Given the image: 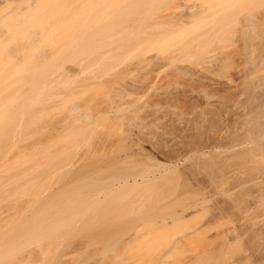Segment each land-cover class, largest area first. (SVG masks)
<instances>
[{"label":"rangeland","instance_id":"1","mask_svg":"<svg viewBox=\"0 0 264 264\" xmlns=\"http://www.w3.org/2000/svg\"><path fill=\"white\" fill-rule=\"evenodd\" d=\"M2 1V2H1ZM9 1H10V3H9ZM15 1H17L18 3H14ZM8 0V2L5 0H0V4H3V6H5L4 4H6V6L8 5V9H9V6H10V8L12 7V5L14 6V8H13V10L15 11V10H17V8L18 7H20V8H18L19 10H18V12H16V13H18V15L19 14H21L22 16H23V14L24 15H26V14H30L31 13V11L30 12H28L29 10H30V8H31V10H32V15H38L39 16V18L41 19V22L42 21H44V20H42V18L41 17H43V16H40V15H42L44 12H46L47 11V9H49L50 7H51V5L50 4H48V3H46L47 5V7H48V5H50L49 6V8H45L46 6L45 5H43L42 4V6L40 5L41 3H44L45 2V0L43 1V2H41V0H21L22 2L20 3L18 0ZM132 1H134V2H132ZM136 1V2H135ZM139 1V2H138ZM146 0H55V9H54V11H53V9H52V7L48 10V14L47 13H44L43 15H45L43 18H46L47 17V19L46 20H48L49 19V16L51 15L52 16V14H53V12H55L54 14V18H55V20H54V18H53V20L55 21H53L52 20V18H51V16H50V18L51 19H49V21H48V23L46 22V21H44L45 23L43 24V23H41L40 25H38L39 26V28L40 29H36L35 31H33L36 27H35V24H34V20H36V19H38V21H37V24H39V21H40V19L38 18V16H36V18L35 19H33L34 17L32 16V15H29L28 14V16H31L32 18L31 19H33V21H32V23L34 24H32V23H30L29 25H28V23L29 22H26V24L28 25H26L27 27H28V32H26V30H25V28H26V26L23 28V30L26 32V33H29V32H31V34L29 33V36H31L30 38H33V39H36V40H31V39H29L28 40V38H25V32H23V30H22V28L20 27V29L18 30V31H16V29H17V27H19L20 26V24H18V25H16L17 27H14V31H16V35L18 36L16 39L15 38H13V37H15L16 35H14V31H12V28H13V26H15L14 24H15V21L16 20H18L17 22H19V20L20 19H18V16H17V18H15L16 20H13V21H10L11 23L13 22V25H12V28L11 29H6V27H5V30H7L6 32L8 33V31H12L11 33H6L8 36H10V35H14V36H11V41H10V45H9V41H8V47H7V45L6 46H4L5 47V49H3V50H5L4 51V53L5 52H8V51H10V54H11V51L12 50H14L13 48H11L10 46H12L13 47V43H14V48H15V52H14V54L16 53V50H17V52H18V49H20L21 47L23 48L24 46H25V49L23 48H21L22 50H27L26 51V54H27V52L29 53L28 55H26V54H24V52H20V50H19V52L18 53H21V54H16L17 55V62L14 60V62H16L17 64H15V63H13V64H15V66L18 68V67H22L23 66V68H21V72L20 71H16L15 69V67H14V69L12 70L11 68L13 67V64H11L12 62V60H11V58L9 59V58H7L6 57V54H8V53H6L5 54V56L4 57H2V58H5V60H7L6 62L5 61H3V62H5V63H9V65L8 64H6V66H5V68H4V65L3 64H5V63H2V60H4V59H2L1 58V56H2V54H4V53H2L1 55H0V59H1V61H0V64H2L1 66H0V69L1 70H3V74L2 73H0V75L2 76H4L5 75V77L3 78V77H1L2 79H3V81L4 80H8L9 81V77L11 78L12 77V75H14V74H11V72L9 71V70H6V68L7 67H9L10 65L12 66L11 68H10V70L12 71V72H16V73H18V74H16V79H14V78H12V79H10V81L9 82H5L6 84H5V87H8L7 88V90H6V88L4 87V85H3V83L1 82V80H0V84L2 83V85L1 86H3L4 88H0L1 90H3V89H5L6 90V92H5V90H3L5 93H3V91L1 92V95H6L7 94V97L6 96H1L0 95V97H1V99H2V97H3V99H4V101H3V99H2V101L0 100V108L2 109V107L3 106H5V103L7 102V108L8 107H10V108H8V109H11V112H13L14 113V110H16V109H18V108H20V111H21V113L20 114H23L24 113V115H20L19 113H15V114H18V115H20V117H19V119H14V118H18V116L16 115V117L14 116L13 117V119H14V121L16 120V122H17V120H19L20 121V124H22L21 126L19 125H17L16 124V126H17V128H14V130L12 129V124L14 123L15 124V122L13 121V122H10V126L8 125L9 124V122H7V124L5 123V127L6 126H8V128H11V134H13L12 132H14L15 133V135H12V139H4V137L5 138H7V136H8V131H7V133H5L4 132V129L5 130H7L6 128H1V126L3 125V122H2V119L4 118V116L6 115V114H8V112L7 111H10V110H8V109H5L6 107H3V109L5 110V113H4V111H3V109H2V111H1V109H0V112H3L2 113V115L0 116L1 117V119H0V129H1V132H3L2 133V135H6V136H2V140H0V144L2 145V147H1V145H0V155H2V157L0 156V225L2 224V222H3V224H2V226H0V264H157L161 259H163V261H165V260H167L166 261V263L165 264H168V262H170V264H187V263H190L191 262V264H192V262L194 263V264H197V262L199 261V263L201 264V262H200V259H203L204 258V253L208 250H206L205 251V249L204 248H202L203 247V245L202 244H204V243H202L203 241H206V240H203V241H201V245L200 246H198V248H197V245L194 243V246H193V248H191L192 247V244L191 245H189V246H186L185 247V245H186V243H185V245L184 246H182L183 244L182 243H180L179 244V246L181 245V248L183 249H179V250H177L178 249V245H177V249L175 250L174 249V251L176 252H174V251H172L171 253H170V251L168 250L169 249V247H172L173 245H174V243H173V241H175V240H173V238L171 237L172 236V234H173V237H175L176 238V240H177V238H179L178 237V235H180L181 234V232L180 231H178V229H177V226H180V224H177L176 225V228L174 229L177 233H178V235H177V233H175L176 234V236H175V234L173 233V232H175V231H172V229L175 227H170L169 229H171V230H169L168 228H166L167 229V231H169V234L171 235H169L170 236V238H172V240L168 237V232L166 231L165 232V228H163V225L161 226L162 228H160V224L159 223H157L158 224V226H154V224L155 223H150L149 225L146 223H140L141 224V226L140 227H142V229H140L139 230V232L140 231H143V233L142 232H140V235L137 233V235H139L140 237H139V239H140V241H139V239L136 237V235H135V237L138 239V241H134V240H136L135 239V237H134V239L132 240V238L131 237H129V239H128V237H127V239H126V237L125 236H123V234L122 233H120L119 231H124V229H125V231H126V229L128 228L129 229V225L127 224V222L130 220V217H133V216H135V214H133V215H131L130 213H131V210H133L134 212L136 211L137 213H136V216H137V214L139 215V216H141V214H145V213H147L148 212V210L149 211H151L152 209H149L151 206H152V208L155 206V207H159V206H161L163 203V206H165L170 200H173L172 199V197H170V195H173V198L174 199H176L177 197H179V198H182V196L186 199V197L184 196V195H187V194H189L190 192L192 193V191L190 190L189 191V189H195V188H192V186H193V184L191 185V188H187L185 185V183H184V181L182 180V179H180V181L179 180H176V181H178V182H180V183H184L183 185H181L180 183H178V182H176V183H174V181L173 182H171L172 183V185H171V183H169L168 184V188L166 187L164 190L162 189L161 191L160 190H157V191H155L154 192V195H153V192H151V191H149V192H151V193H149L148 191L147 192H145V194H143V195H141V193H139V194H137V193H131V194H124V193H122L123 195H121V193H118V192H111L109 189H108V187H109V185L111 184V180L113 179L114 180V178L115 177H117V176H119V175H121V173H122V171L123 170H127V171H123L124 173H128L130 170V168H132L131 167V163L130 162H132V161H129V164L128 163H121L120 161H119V159H122L123 157L125 158V156H126V151L128 150L127 148L129 147V146H126V145H129L131 142H130V139L132 138L131 137V135L132 136H134L135 137V135L136 134H134L133 132V134L131 133V135H130V137L131 138H129V140L127 141V139H128V137H129V134H126L125 132H124V130L123 129H127V123L125 122H123V124L121 123V121H118V122H114V123H112V122H109V123H105V125L104 124H102L101 125V123L99 122L100 121V117H102L103 115H102V111H101V113H100V110L103 108V112L105 111V109L107 110L108 109V107H110L109 105H111V104H109V102L107 101L109 98H112L113 99V104L111 105V108L112 107H114V109L113 110H117V115H122V113H124L125 115L127 114V112H130V110H134V109H132V108H134L136 105H137V102H138V105H141L142 107L144 106V111H145V109L147 110V108H149V109H151V110H153L155 113H153L151 110H149V112H150V114H151V117L150 116H148V115H150L149 113L148 114H146L147 113V111H146V117L145 116H142V117H144V120H146L147 119V122L149 121H154V122H152V123H145L144 121H142L141 122V120H140V122H141V126H142V123L144 122L146 125L148 124V126H146L144 123H143V125H145V127L143 126V128L144 129H141V131H142V133L143 134H145V139H144V141H146V143L145 142H143L142 143V145L144 146V149L148 152L149 151V154L150 155H152V156H154L157 160L159 159V161H161V162H168V160H166V157H168L170 154H174L175 152V150L176 151H178V149L180 150V149H182L183 147H184V145L187 143V142H189V144H187V146H189L190 147V145H193L194 146V141H197V139H201L200 141H198V142H196L197 144H205V142H206V147L207 146H209L208 148H206L205 149V151L203 152V153H205L206 155H205V157L204 158H208V157H206L207 156V154L209 153V155L208 156H210V154L213 152L214 154H217V153H219L220 152V150L221 151H223V152H220L221 153V156H222V160L224 161V158H226L227 159V157L230 159L231 158V160H229L228 162L230 163L231 161L233 162V161H235L238 157L235 155V154H238L239 155V153H236V152H240L241 153V151L242 150H244V148L246 147V150H247V148L248 147H252V145L254 144H250V143H247L246 142V136H247V138H248V136H250L251 134H252V132L254 133V132H257V131H255L257 128H258V122H261V118L259 119L258 118V114H260V112L262 113L261 115L262 116H264L263 114H264V0H147L146 2H147V4H146V2H145ZM152 3H151V2ZM176 1V2H175ZM220 1V2H219ZM12 2V3H11ZM28 2L30 3V4H28ZM35 2V3H34ZM138 2V3H137ZM24 3H26V4H24ZM39 3V4H38ZM21 4V5H20ZM38 4V5H37ZM134 4V5H133ZM152 4V5H151ZM174 4H175V6H174ZM180 4V5H179ZM18 5V7H16ZM132 5V6H131ZM138 5V6H137ZM144 5H145V7H144ZM148 5L149 6H151V7H148ZM180 6L179 8H181L180 10H179V12L181 11V10H183L182 11V13H184V14H186V13H190V12H192V11H196V10H201V8L202 7H204L205 9L206 8H209V9H207V10H209V11H207V12H205V13H207V14H205V16H204V18H201L200 19V21H198L197 23H195L194 25H192V26H189L188 28H186L184 31L183 30H181V31H177V32H174V33H169L168 32V30H166L165 31V29H167V27H168V29H169V26H167L166 25V28H165V22L166 21H164V20H166L165 18H164V20H161L160 19V17H162L163 18V16L165 15L164 13H162L163 12V10H164V12L165 11H167L166 10V8L169 10V8H170V11H169V13L172 11L171 9H173L174 7H178V6ZM5 6V7H6ZM30 6V7H29ZM36 6H37V8H36ZM53 6V5H52ZM79 6V7H78ZM134 6H137V7H134ZM140 6V7H139ZM153 6V7H152ZM170 6V7H169ZM182 6V7H181ZM39 7H44L42 10H40V12H41V14L39 15V14H36V13H38L39 12ZM67 7H69V9L67 8ZM129 7H131V9L129 8ZM141 7H143V8H141ZM169 7V8H168ZM4 8V7H3ZM11 8V9H12ZM54 8V7H53ZM68 9V10H66V9ZM95 8H96V10H95ZM134 8V9H133ZM136 8V9H135ZM140 8V9H139ZM152 10H151V9ZM10 9V10H11ZM38 9V10H37ZM89 9V10H88ZM90 9L91 10H93V12H96V13H93L92 11H90ZM101 11H100V10ZM143 9V10H142ZM146 9V10H145ZM203 9V8H202ZM13 10H11L10 11V13L13 15V16H15V13H14V11ZM23 11L24 13H22L21 11ZM26 11V14H25V11ZM34 10H35V14H33V12H34ZM38 12H37V11ZM98 10V11H97ZM137 10V11H136ZM139 10V11H138ZM141 10V11H140ZM145 10V11H144ZM1 11H2V9H1ZM1 11H0V14H6V13H9V10L7 11V8H4V10H3V12L1 13ZM53 11V12H52ZM87 11L88 12H90L92 15H93V17H92V15L90 14L89 15V13H87ZM131 11V13H129ZM148 11V12H147ZM159 11V12H158ZM162 11V12H161ZM5 12V13H4ZM20 12V13H19ZM39 12V13H40ZM106 13L105 15H104V13ZM128 12V13H127ZM135 12H137L136 14H138V12H139V14L142 16V18L140 19L141 21H142V19L145 21V22H147V20L146 19H148V18H150L151 19V17H152V21L150 20V19H148V21H150V22H153V19H155L156 17L158 18H156V22L157 23H159V22H161V25H160V27H158L159 25H157V23L155 22V20H154V22H155V26H151V24L152 23H150V22H147L148 24H146V23H144V21H142V23H144V25L146 24L147 25V28H149V30L148 29H145V28H143V25L142 24H139V22H141L140 20H139V18L141 17L139 14H138V19H136L137 18V16H134V14H135ZM142 12V13H141ZM145 12V13H144ZM147 12V13H146ZM156 12H158V13H161V14H157ZM186 12V13H185ZM7 14L5 17H9V16H12L11 14ZM50 13V14H49ZM52 13V14H51ZM86 13H87V15H86ZM98 13V14H97ZM103 13V14H102ZM134 13V14H133ZM144 13V14H143ZM151 13H153L154 15H152ZM165 13H168V12H165ZM168 13V14H169ZM49 15V16H47V15ZM98 16H97V15ZM125 14V16H126V14H127V23H128V19L129 20H131V22H134V21H132V20H135L136 19V23H137V30L134 28L135 26H133V24L134 23H130L131 25H132V27H130V24L128 23V25L126 26L127 28H130L131 30H130V32H128L127 31V29H126V27L124 26V25H122L121 27L123 28V26H124V29H122L121 27H119L120 26V22H122V19L121 18H119V17H122L123 15ZM135 14V15H136ZM145 14H146V16H145ZM250 16H249V15ZM95 15V16H94ZM128 15H129V17H131V18H129L128 17ZM133 15V16H132ZM158 15H160V16H158ZM167 15V14H166ZM165 15V16H166ZM204 15V14H203ZM252 15V16H251ZM13 16H12V18H13ZM22 16H20L19 15V18L21 17V19H22V21L25 23V19L23 20V18H22ZM99 16H100V19L99 20H97V19H95L96 17H98L99 18ZM103 18H102V17ZM149 16H151V17H149ZM53 17V16H52ZM104 17H105V19H104ZM113 17H114V19H113ZM124 17V16H123ZM122 17V18H123ZM146 17V18H145ZM202 17V16H201ZM249 17V18H248ZM10 18V17H9ZM28 18V17H27ZM27 18H26V21H27ZM60 20H59V19ZM247 18H248V21H247ZM253 18V19H252ZM11 19V18H10ZM113 19V20H112ZM121 19V20H120ZM203 19V20H202ZM246 19V20H245ZM251 19H252V22H250L251 21ZM51 20L53 21V22H51ZM61 20H64V21H61ZM202 20V21H201ZM7 21H9V20H7ZM28 21H30V19H28ZM30 21V22H31ZM57 21H59L58 23H56ZM66 21V22H65ZM118 22V24L117 25H119V26H117V25H115L116 24V22ZM247 23H252V25L250 26L249 24H247ZM16 22V23H17ZM63 22H65V24L63 23ZM130 22V21H129ZM154 22H153V24L152 25H154ZM163 22V23H162ZM201 22V23H200ZM11 23H9L8 22V24H11ZM24 23H22L21 22V25H23ZM50 23V24H49ZM56 23V25H53V24H55ZM62 23V24H61ZM107 23H109V24H107ZM116 26V27H114L113 26V24ZM227 23H229V24H227ZM36 24V25H37ZM112 24V25H111ZM162 24H164V25H162ZM30 25H32V27L30 26ZM43 25V27H45V26H51V27H46V29H44L45 31L47 30H49L48 32L49 33H51V31H54V32H52L50 35H52V34H54L55 33V31H56V33L54 34V40H53V38L51 39V38H49L48 36H50L49 34H48V32H47V37L45 36L44 37V35L46 34V32H44L42 29H41V26ZM58 25V27H57V29H55V30H52L53 29V27H55V26H57ZM60 25H62V26H60ZM125 25H126V23H125ZM135 25V24H134ZM142 25V26H141ZM29 26L31 27V29L30 30H32V31H29ZM142 27V29H144V30H148V31H144V30H139L140 29V27ZM163 26H164V28L165 29H163ZM10 27H11V25H10ZM35 27V28H34ZM110 27V30L112 29V27H114V30H112L113 32V34L111 33V31H109V29H107V28H109ZM119 27V28H118ZM153 27H154V29H156L157 28V31H159V29H160V31L157 33V31L156 30H152L153 29ZM156 27V28H155ZM211 27L212 28H214V30L215 31H218V32H216V34L214 33V35H213V37H215V38H210V39H213L212 40V42L208 45V51L210 52V51H212V52H210L211 53V55H209L208 53L206 54H204V53H201V55H205L204 57H200L201 55H200V52L202 51L201 49H199V47H196L197 48V50L199 51V53H198V51L196 50V48H195V51H192V52H190V53H188V55H184L183 57H180L179 58V62L178 61H173V62H175L174 63V65L176 66H174L173 64H171L170 63V60L169 59H167L168 58V56L169 55H172V51H173V49L174 50H177V49H179L178 47H182V45H184L186 42H187V40H189L191 37L193 38H195V36H196V34H198V35H200V33H196V32H203V31H205L204 32V34L203 35H205L207 32H206V29H208V28H210L209 30H211ZM33 28V29H32ZM104 28V29H103ZM107 30V32H106V30ZM116 29H118L119 31H117L116 32ZM123 30V32H122V30ZM23 32L22 33V35H21V31ZM40 31V32H44V35H40V32H38V31ZM42 30V31H41ZM126 30V31H125ZM152 30V31H151ZM162 30H164L165 31V34H167V33H169L168 35H165L164 34V32L162 31ZM203 30V31H202ZM208 30V31H209ZM213 30V31H214ZM136 31V32H135ZM162 31V32H161ZM169 31H170V29H169ZM20 32V33H19ZM38 32V33H37ZM95 32V33H94ZM99 32H101V34L100 35H98L99 34ZM109 32V33H108ZM114 32H116V33H114ZM120 32V33H119ZM126 32V33H125ZM128 32V33H127ZM141 32L143 33L142 35H141ZM148 32V34L149 33H151V32H153V33H151V34H154V35H150V36H157L160 32H161V34H163V37H162V35L160 36V35H158L157 36V40L155 41V39H156V37L154 38V40H153V38H151L152 39V41L151 40H147L146 42L144 41V43L142 42V40L144 39V37L146 38V33ZM171 32V31H170ZM13 33V34H12ZM34 33V34H33ZM90 33H91V35H90ZM138 33V35H137V40L136 41H134L133 39H135L136 38V34ZM196 33V34H195ZM10 34V35H9ZM37 34L38 35H40L41 37H44V39L42 40L43 41V43H40L39 41L41 40L40 38H38L37 37ZM41 34H43V33H41ZM83 34V35H82ZM86 36H85V35ZM87 34H89L88 36H87ZM105 36V38H104V36ZM120 34V35H119ZM146 34V35H145ZM34 35H35V37H34ZM80 35V38H81V40L83 41V42H80L81 40H79L80 38H77L78 36ZM82 35V36H81ZM135 37H134V36ZM144 35V36H143ZM197 35V36H198ZM7 36V37H8ZM27 36V35H26ZM85 36V40H83L84 37ZM90 36V37H89ZM140 36H142V37H140ZM149 35H148V37H150ZM202 36V35H201ZM51 37V36H50ZM88 39H87V38ZM102 37V38H101ZM124 37H126V38H124ZM133 37V38H132ZM141 38V39H138V38ZM199 37V36H198ZM5 38H6V36L3 38V40H5ZM22 38H23V42H21V45H20V43H18V42H20V41H22ZM25 38V39H24ZM39 40H38V39ZM49 38V39H48ZM89 38H90V40H89ZM129 38V40H127ZM131 38V39H130ZM191 38V39H192ZM197 38V37H196ZM199 38H201V37H199ZM9 39V38H8ZM17 39H21L20 41H17ZM49 40V41H46V40ZM50 39L52 40V42L50 41ZM78 39V40H77ZM102 39H103V41L104 42H107V43H109L110 45H115V46H105V45H108L107 43H105V45H104V42L102 41ZM126 41H125V40ZM159 39V40H158ZM25 40H28V43L30 44V45H33V48L29 45V44H27V41H26V43H24L25 42ZM199 40L200 39H198V42H199ZM204 40V39H203ZM205 40H208V39H205ZM6 42H7V40H5ZM14 41V42H13ZM33 41H34V43H33ZM55 41V42H54ZM85 41H87L86 42V44H85ZM109 41V42H108ZM130 41V42H129ZM201 42H199V44H205V42H202V40H200ZM6 42H0V46H1V44H3L4 43V45H5V43ZM12 42V43H11ZM39 42V44H41L40 45V47L37 45V43ZM78 42H80V43H78ZM99 42V43H98ZM101 42V43H100ZM122 42V43H121ZM126 42V43H125ZM128 42L130 43V44H128ZM135 43V44H138V46H136L135 44H133V43ZM141 42H142V45H141ZM149 42H151V43H148ZM188 42H190V40L188 41ZM187 42V43H188ZM195 42V39H193V41L191 42V43H194ZM197 42V41H196ZM196 42H195V45H196ZM209 42H210V40H209ZM36 43V44H35ZM82 43V45H79V44H81ZM179 43V45H177ZM7 44V43H6ZM26 44L28 45V46H26ZM94 44H98V45H94ZM116 44H117V46H116ZM120 44V45H119ZM129 45V47H132L133 45V47H132V49L131 48H129V47H127L126 48V46L125 45ZM132 44V45H131ZM147 44V45H146ZM190 44V43H189ZM202 44V45H203ZM206 44H208L207 42H206ZM24 45V46H23ZM120 46V48H119V46ZM122 45H124V48H123V46ZM131 45V46H130ZM139 45H141L140 46V48H139ZM181 45V46H180ZM194 45V44H193ZM3 46V45H2ZM1 46V47H2ZM18 46H20V47H18ZM34 46H37V47H39V49L37 48V47H35L34 48ZM88 47V46H91V48H92V46L95 48V47H97L100 51H104L103 53L102 52H100L99 50L98 51H94V49L93 50H90V51H88V53L90 52L91 54H89V55H87L86 53H84L85 52V50H88L87 48L85 49V47ZM122 46V47H121ZM200 46V45H199ZM205 46V45H204ZM203 46V47H204ZM16 47H18L17 49H16ZM26 47L29 49V51H28V49H26ZM104 47H106V48H104ZM110 47V48H109ZM117 47V48H116ZM136 47H138L137 49H136ZM143 47V48H142ZM3 48V47H2ZM2 48L0 49V53L2 52ZM7 48H11L12 50H8ZM44 50L43 52H40V54H39V51H41L42 49ZM90 48V49H91ZM103 49V50H101V49ZM115 48H116V50H115ZM118 48H119V50H118ZM34 49V51H33V53H32V50ZM51 49V51H47L48 53H46V55H45V51L46 50H50ZM53 49H55V50H53ZM96 49V48H95ZM112 49V50H111ZM114 49V50H113ZM127 49H128V51H127ZM129 49H131V52H130V50ZM133 49H135V50H137V51H135V50H133ZM138 49L140 50V51H138ZM193 49H194V47H193ZM7 50V51H6ZM53 50V51H52ZM105 50H107L106 52H105ZM108 50H111L110 51V54L108 53L109 51ZM124 50H126V52L127 53H125V51ZM133 50V51H132ZM203 50H205L206 51V48L205 49H203ZM92 51H94L93 53H95L96 52V55L95 54H93L92 53ZM117 51H121V52H117ZM134 51L136 52V53H134ZM171 51V52H170ZM207 51V52H208ZM36 52V56L34 55V53ZM52 52H55V54H53ZM100 52V53H99ZM117 52V53H116ZM175 51H173V53H174ZM51 53V54H50ZM99 53V56L97 55ZM105 53V54H104ZM108 53V54H107ZM114 53H115V55H114ZM132 53V54H131ZM134 53V54H133ZM35 56V58L38 56V54H39V57L41 56L42 57V55H43V57L42 58H44L45 59V56H46V59L44 60V59H41V57L39 58V64H36V62L35 61H37V60H34L31 56H33V55ZM49 54V55H48ZM53 54V55H52ZM102 54H104V55H101ZM107 54V55H106ZM121 54V55H120ZM124 54V55H123ZM126 54V55H125ZM168 54V55H167ZM199 54V55H198ZM22 55V56H21ZM23 55H25V56H28V57H25V58H27L28 59V61L29 62H32V63H34V64H29V63H27V64H25L26 62H27V60L23 57ZM51 55V56H50ZM54 55H56V58L57 59H55V56ZM58 55V56H57ZM87 55V56H86ZM114 55V56H113ZM117 55V56H116ZM134 55H135V57H134ZM145 56V58L148 56V57H157V56H160V57H157V58H159V60H156L154 63H153V65H156L157 64V66L156 67H154L152 64H151V66L153 67V69H152V67L151 66H146L145 65V68H144V66H142V65H144V64H142L141 62H139V60L141 59V58H144V56ZM161 55H162V57L163 58H161ZM164 55V56H163ZM167 56V58H166V56ZM8 57L10 56V55H7ZM13 56V55H12ZM11 56V57H12ZM19 56V57H18ZM54 58H53V57ZM84 56H86V57H84ZM88 56H90V57H88ZM93 56V57H92ZM97 58H96V57ZM104 56H106V57H108L107 59H106V57H104ZM113 56V57H112ZM118 57V58H116V57ZM123 56V57H122ZM130 56V57H129ZM143 56V57H142ZM211 56V57H210ZM23 57V58H22ZM30 57L32 58V61H30L31 59H30ZM53 58V60H52V62H54L55 60H57V61H55L54 63V65H55V67H54V69H51V70H48V69H45V68H47L48 67V65H49V67L51 66V68H52V65H50V64H52L50 61L51 60H49L50 58ZM83 57L85 58L84 59V61H82L83 60ZM110 57H112V58H110ZM127 58V59H125V58ZM132 57V58H131ZM134 57V58H133ZM137 57V58H136ZM147 57V58H148ZM15 58V57H14ZM18 58H19V60H18ZM38 58V57H37ZM47 58H49L48 60L49 61H47ZM82 58V59H81ZM88 58V59H87ZM90 58H91V60H90ZM93 58V59H92ZM96 58V59H95ZM99 58H101V59H99ZM102 58H103V60H102ZM123 58V59H122ZM129 58H131V61H130V59ZM135 58L136 59H139V60H135ZM200 58V59H199ZM207 58H210V63H208V64H205V62L203 61V63H204V65H202V62H201V60L202 59H205V60H207ZM12 59H13V57H12ZM21 59V60H20ZM30 59V60H29ZM98 59V60H97ZM115 60V61H113V60ZM118 59V60H117ZM129 59V60H128ZM198 59V60H197ZM11 60V61H10ZM92 60H93V62H95V63H93L92 62ZM95 60V61H94ZM107 60H108V63H106V65H105V62H107ZM112 60V61H111ZM126 61V62H124V61ZM132 60H133V62H132ZM163 61V62H160V61ZM25 62L24 64L22 63V62ZM40 61H42L41 63H40ZM81 61V62H80ZM88 62V64L87 63H85V62ZM100 61V62H99ZM111 61V62H110ZM130 62V64H129V62ZM135 61V62H134ZM196 61V62H195ZM11 62V63H10ZM46 62V63H45ZM47 62H49V63H47ZM79 62V63H78ZM92 62V63H91ZM110 62V63H109ZM120 62V63H119ZM124 62V63H123ZM139 63L138 65L136 64V63ZM160 62V63H159ZM20 63V64H19ZM22 63V64H21ZM44 63V64H43ZM84 65H83V64ZM92 65H90V64ZM98 63L100 64V65H98ZM118 63V64H117ZM134 65H133V64ZM199 63H201L200 64V66L198 65ZM41 64H43V65H46V67L44 66V68H43V65H41ZM86 64L88 65V66H86ZM96 64V65H95ZM102 64H104V65H102ZM109 64H111V66L109 65ZM114 65V67H115V69L113 70V68L114 67H112L113 65ZM135 64L137 65V67L135 66ZM8 65V66H7ZM20 65V66H19ZM33 65L34 66H36V67H39L41 70H38L39 68H37V70H36V67H33ZM38 65V66H37ZM53 65V66H54ZM80 65V66H79ZM83 65V66H82ZM98 65V67H95V66H97ZM139 65L141 66V67H139ZM148 65V64H147ZM194 65H196V66H194ZM26 68H25V67ZM30 67V69H28L29 67ZM41 66H42V68H41ZM77 67V69H76V67ZM90 66V67H89ZM107 66V67H106ZM108 66H110V67H108ZM131 66H132V68H131ZM133 66H135L134 68H133ZM180 66V67H179ZM193 66V67H192ZM204 66V67H203ZM83 67H84V69H83ZM129 67V68H128ZM146 67H149V69L148 68H146ZM182 68V69H185L186 68V70L188 69V71L190 72L189 74H185L186 75V77H184V79L183 78H179V76H178V79H176V80H179V81H174L175 83H176V85H175V83H174V85H171L170 86V88H168L169 89V91H171V90H173V92H172V94H171V96H173V95H176L177 93H180L179 95H178V97L180 98H178L177 97V95L176 96H173V97H170L171 99L173 98V99H175V98H178V100H175L177 103L179 102V100H180V103H181V101L184 99L183 97L184 96H188V98H190L191 97V99H190V103H187V101L189 100H187V101H185V105H183L184 103H183V101L186 99H184L183 101H182V106L180 107L181 108V110L184 112V114H182L181 113V110L180 109H178L179 108V106H180V104H177V106H176V103L174 102V104L173 105H171L173 102H172V100L170 101V102H172L171 104H170V102H169V104L171 105V106H174L175 105V107H177L176 109H174L173 107H171L170 105H168V103H167V105L168 106H162V108H159V107H161V106H157V108L160 110V109H163L162 111L164 112H162L161 110L159 111L158 109V111L159 112H156L157 110L155 109V105H154V107L153 106H151L153 103L151 102L152 100H157V99H152L154 96L153 95H155L156 93L158 94L159 92H161L160 91V86L161 85H159L158 86V83L161 81L162 83L165 81V80H167V78L169 79V78H174V77H170V76H173L172 75V73H173V71H174V73L173 74H175L176 72V70H178V69H176V68ZM188 67V68H187ZM192 67V68H191ZM194 67H196V68H194ZM203 67V68H202ZM4 68V69H3ZM33 68H35L34 69V71H33ZM73 68V69H72ZM91 68V69H90ZM98 69V71L97 70H95L94 71V69ZM100 68H102V69H100ZM107 70H106V69ZM110 68V69H109ZM117 68H118V70H117ZM158 68V69H157ZM8 69V68H7ZM25 69H28V71L30 70H32L31 71V74H29V75H32V72L34 73L35 71H40V72H43L42 73V75H44L45 76V78L43 79V77H41L40 76V74L41 73H39V75H38V73L37 72H35L33 75L35 76L36 75V73H37V75L36 76H40L43 80H44V83H45V79H46V82H48V83H50V84H47V83H45L43 86H42V88H44V90H42V91H45V90H47L46 92L47 93H45V98H44V100L43 101H41V97L43 96L44 97V92H41V91H38V89L40 88V86L38 85V87H37V85H36V77L34 78V76L32 75V76H29V75H26L27 77L29 76V77H31V78H29V80H28V82H25V81H27V79L28 78H23L24 76H25V72H26V74H28V71H25V72H23ZM70 69H72V70H70ZM75 69V70H74ZM79 69H83V70H79ZM87 69V70H86ZM104 69H105V71H104ZM155 69V70H154ZM18 70V69H17ZM45 70H48V71H45V73H44V71ZM70 70V71H69ZM77 70V71H76ZM89 70V71H88ZM93 70V71H92ZM110 70V71H109ZM119 70H120V72H119ZM123 70V71H122ZM129 72V74H127L126 75V72L127 71ZM146 70V71H145ZM157 70V71H156ZM179 70H181V69H179ZM191 70V71H190ZM4 71H9V72H7V73H9V74H7L6 72H4ZM66 72V76L64 75V73ZM81 71H82V73H81ZM85 71V72H84ZM90 71H91V73H90ZM106 71H107V73H106ZM113 71H115L114 73H113ZM117 71V72H116ZM151 71H153V72H151ZM196 71V72H195ZM1 72V71H0ZM64 72V73H63ZM87 72V73H86ZM89 72V73H88ZM102 72V73H101ZM121 72H123L124 74H121ZM127 72V73H128ZM178 72V71H177ZM196 73L197 75H192V73ZM5 73V74H4ZM23 74L24 76H22L21 74ZM70 73V74H69ZM73 75H72V74ZM97 73V74H96ZM120 74V76L119 75H117V74ZM146 73H148V74H146ZM151 73V74H150ZM60 74H62L63 75V78H62V75H61V77H60ZM67 74H68V76H69V78H67L68 76H67ZM74 74L77 76V75H79V76H74ZM80 74H81V76H80ZM82 74H83V76H82ZM85 74V75H84ZM86 74L87 75H92V76H86ZM94 74V75H93ZM96 74V75H95ZM110 74V75H109ZM113 74V76L111 77V75ZM145 74V75H144ZM149 74H150V77H151V79L149 80ZM169 74H171V75H169ZM71 75V76H70ZM110 77H109V76ZM116 75V76H115ZM122 75H123V77H122ZM152 75V76H151ZM184 75V76H185ZM188 75H190L189 77H188ZM22 76V77H21ZM74 78H73V77ZM102 76V77H101ZM107 78H106V77ZM119 78H118V77ZM125 76V77H124ZM149 78H148V77ZM169 76V77H168ZM199 76H200V78H199ZM14 77V76H13ZM21 77V78H20ZM33 77V78H32ZM50 77H52V79L50 78ZM57 77H59V78H57ZM72 77V80L70 79ZM89 77V78H88ZM92 77H94L93 78V80L91 81V79H92ZM98 77H101V78H99L98 79ZM109 77V78H108ZM122 77V78H121ZM182 77H183V75H182ZM41 78H39L38 77V81H41L42 79ZM65 78H67L68 80L66 81V79ZM76 78V79H75ZM77 78H78V80H77ZM85 78V79H84ZM143 78V79H142ZM146 78H148V81L147 82H150V81H153V79H154V83H156L155 85H153L152 86V84L151 83H149V89L147 88V84L145 83V87L148 89H146V91L145 90H143L144 89V87L142 88V89H138V91H135V92H137L136 93V95L137 96H135V92H133V93H131V94H124L123 93V96H122V94H121V96H122V98H121V96H120V98H119V96L117 97L116 95V92L118 93V94H120L121 92H122V87L125 85V83H126V85H128V84H130V85H132V84H136V82L137 83H139L138 81H142L143 82V80H145ZM165 78V79H164ZM186 78H187V80H186ZM192 78V79H191ZM195 78H197V79H195ZM199 78V79H198ZM23 79V80H22ZM33 79H35V80H33ZM49 79V80H48ZM54 79V81L55 82H53L52 80ZM61 79H63V80H61ZM79 79H80V81H79ZM90 79V80H89ZM121 79V80H120ZM124 81H123V80ZM125 79H126V81H125ZM140 79V80H139ZM157 79V80H156ZM195 81H194V80ZM16 81V82H20L19 80H21V84L20 83H14V81ZM25 80V81H24ZM43 80L39 83V82H37V84L39 83L40 85H41V83H43ZM48 80V81H47ZM70 80V81H69ZM82 80V81H81ZM84 80V81H83ZM86 80V81H85ZM87 80H89V81H87ZM95 80V81H94ZM128 80H130V81H128ZM190 80V81H189ZM194 81V83H196V87H195V89H194V87H192V86H194V85H192L191 84V82H193ZM197 80V81H196ZM199 80H202V81H200L201 83H204V82H206V85L207 86H209V84H211L209 87L211 88V89H214V86L216 87L215 89L216 90H218L219 92H220V94H219V92H217L218 94H219V96L217 95V94H215V92H212L213 94V96H216V97H213L212 99L210 98L209 99V97L208 96H206V97H208L207 99L204 97L205 95H203V94H205V93H202V91L203 90H201L200 91V88H199ZM24 81V82H23ZM35 83V85H34V83ZM36 81V82H35ZM63 81V82H62ZM78 81L79 82V84H78V82L76 83V82ZM98 81V82H97ZM119 81H120V83H119ZM122 81V82H121ZM135 81V82H134ZM140 81V82H141ZM157 81V82H156ZM24 84H23V83ZM68 82V83H70V85H67V87L65 86L66 85V83ZM72 82H75V84L77 85H75V84H73ZM125 82V83H124ZM9 83H11V84H14V86L13 85H10ZM27 83V86H25V84ZM53 83H54V85H53ZM64 83V84H63ZM67 83V84H68ZM81 83V84H80ZM123 84V86H122V84ZM132 83V84H131ZM161 83V84H162ZM191 84V87H190V85L188 86V84ZM21 86L22 84L24 85V87H22V89L21 88H19L18 86ZM46 84H47V86H46ZM72 84H73V86H72ZM117 84H121L120 86L118 85L117 86ZM205 84V83H204ZM8 85V86H7ZM17 86V89H16V86ZM33 85V86H32ZM57 85V86H56ZM59 85V86H58ZM61 85V86H60ZM79 85V86H78ZM81 85H83V86H81ZM140 85V84H139ZM151 85V86H150ZM197 85H198V88H199V90H196V88H197ZM226 85H228V86H226ZM230 85V86H229ZM11 86V87H10ZM29 86V87H28ZM44 86H46V87H44ZM50 86V87H49ZM73 88H72V87ZM158 87V89H159V92L157 91L156 92V90H158L156 87ZM231 86H232V89H231ZM30 87H32V88H30ZM34 87V88H33ZM36 87V88H35ZM52 87V88H51ZM87 87V88H86ZM118 87H120L119 89H118ZM152 87L155 89V91H152L153 89H152ZM173 87V88H172ZM219 87H221L220 88V90H222V91H220L219 90ZM228 87H230V88H228ZM12 88V89H11ZM42 88H40V89H42ZM62 88H63V90H62ZM75 88V89H74ZM78 88H80L79 90H77ZM116 88V89H115ZM175 88V89H174ZM191 88H193L194 90H192ZM197 88V89H198ZM209 88V89H210ZM226 88V89H225ZM15 89H16V91L17 92H15ZM27 89V90H26ZM34 89H36V92L37 93H39L37 96H36V92L34 93L33 92V90ZM49 89V90H48ZM67 89H70V90H67ZM152 89V90H151ZM208 89V90H209ZM228 89V90H227ZM0 90V91H1ZM12 90H14L13 92L16 94V96H14V93L12 92ZM19 90H20V93H19ZM22 90V91H21ZM33 92V93H31V96H36L35 98H33V99H30L31 98V96H29L30 94V92L31 91ZM82 92H81V91ZM139 90H141L140 91V93H138L139 92ZM164 90V89H163ZM166 91L165 92H167V89H165ZM189 90V91H188ZM26 91V92H25ZM28 91H30V92H28ZM50 93H49V92ZM53 91V92H52ZM54 91H55V93H54ZM59 91V92H58ZM63 91V92H62ZM168 91V92H169ZM185 91V92H184ZM192 91V92H191ZM195 91V92H194ZM211 90H209V92H210ZM9 92V93H8ZM24 92H25V99L27 100V96H29V102L28 101H26V100H24V98H22L23 97V94H24ZM69 92V93H68ZM80 92V93H79ZM111 92H115V93H111ZM154 92H156V93H154ZM165 93V94H163V96L161 95V94H159V96L161 95L162 97H164V99L163 98H158L156 95V98H158L159 100H161L162 102H163V100H166V96L167 95H169V93ZM201 92V93H200ZM229 92V93H228ZM20 95H18V94ZM43 93V94H42ZM58 93V94H57ZM66 93V94H65ZM162 93H164V91H162ZM176 93V94H175ZM182 93H184V94H182ZM186 93H188V95L186 94ZM227 95H226V94ZM9 94L10 95H12V96H9ZM32 94H34V95H32ZM73 94V95H72ZM76 94H77V96H76ZM108 94H110V96L108 95ZM132 94H134L133 96H132ZM167 94V95H166ZM225 94V95H224ZM230 94V95H229ZM56 95V96H55ZM62 95V96H61ZM70 95V96H69ZM82 95V96H81ZM107 95V96H106ZM115 95V98H113V96ZM127 95V96H126ZM203 95V96H202ZM211 95V96H212ZM19 97V98H17V100H15V98L16 97ZM52 96V97H51ZM66 96V98H64ZM68 96V97H67ZM80 96V97H79ZM181 96H182V100H181ZM222 96L224 97V99L222 98ZM231 96H233V97H231ZM6 97V98H5ZM11 97H13V98H11ZM38 97V98H37ZM40 97V98H39ZM75 97H77V98H75ZM105 97V98H104ZM108 99H107V98ZM117 97V98H116ZM125 97V99H123ZM129 97V98H128ZM131 97V98H130ZM133 97H134V99H133ZM139 97V98H138ZM141 97V98H140ZM150 97H152V98H150ZM175 97V98H174ZM8 98V99H7ZM10 98H11V100H10ZM54 98V99H53ZM61 98V99H60ZM64 98V99H63ZM73 98V99H72ZM75 98V99H74ZM126 98H128V99H126ZM136 98V99H135ZM228 98V99H227ZM12 99H14L13 101H12ZM51 99V100H50ZM69 99V101L67 102V100ZM107 99V100H106ZM119 99V100H118ZM122 99V100H121ZM130 99H131V101H130ZM137 99H140V102L141 103H139V100H137ZM148 99H152L151 101L150 100H148ZM163 99V100H162ZM232 101H231V100ZM6 100V101H5ZM21 100H23V104H20V105H17L16 104V102L18 101H21ZM31 100H32V102H34L35 101V103H32V106H30L31 105ZM38 100L40 101V103L38 102ZM60 100H61V102H60ZM76 100H78L79 101V103L77 104L76 102H78V101H76ZM80 100H81V102H80ZM94 100V101H93ZM104 100H106V101H104ZM126 100V101H125ZM128 100V101H127ZM136 100V101H135ZM147 100L148 101H150V103L149 102H147ZM228 100L229 102H226V101ZM235 100V101H234ZM10 101H12V102H10ZM54 101H55V104H53L54 103ZM56 101L58 102V103H56ZM75 103H74V102ZM115 101V102H114ZM116 101H118V102H116ZM124 101H125V103H124ZM130 101V102H129ZM145 101V102H144ZM196 101H198V104L199 105H201V104H203L200 108H203V107H205L204 109H202L201 111H203L204 110V112H202L203 114H206V115H201V111H200V114L199 115H201L202 117H199V116H196L199 112H198V110H200L199 109V107H197L196 105L197 104H195V106L198 108V110H197V114H195V110L197 109V108H193L192 107V104H194ZM231 101V102H230ZM4 102V103H3ZM9 102V103H8ZM14 102V103H13ZM26 102H28L27 104H26V106L27 105H29V107L27 106V108H26V106L24 107V104L26 103ZM37 102V103H36ZM50 102V103H49ZM60 102V103H59ZM91 102V103H90ZM107 102V103H106ZM129 102V103H128ZM144 102V103H143ZM189 102V101H188ZM194 102V103H193ZM12 104L13 103V105H10L9 106V104ZM19 103H22V102H19ZM39 103V104H38ZM41 103H43V104H41ZM70 103V104H69ZM103 103H105L104 105H103ZM114 103L116 104V103H119V104H117L116 106H117V108L115 109V107L116 106H114ZM121 103V104H120ZM132 103V104H131ZM136 103V105H134ZM148 103V104H147ZM155 103H156V101H155ZM187 103V104H186ZM205 103V104H204ZM208 103V104H207ZM2 104H4L3 106H2ZM35 104V105H34ZM51 104H53V105H50ZM61 104V105H60ZM109 104V105H108ZM125 104V105H124ZM142 104H144V105H142ZM149 104H150V106H149ZM157 104V103H156ZM158 104H160L161 105V103H160V101H158ZM162 104H164V102L162 103ZM210 104V105H209ZM16 105V106H15ZM23 105V106H22ZM36 105H38V106H36ZM48 105V106H47ZM54 105H55V107H54ZM67 105V106H66ZM68 105H70V106H68ZM72 105V106H71ZM75 105V106H74ZM77 105V106H76ZM85 105H87V106H85ZM107 107H106V106ZM137 105V106H138ZM20 106V107H19ZM23 108H25V109H22V107ZM37 108H36V107ZM100 106H103L102 108L100 107ZM123 106V107H122ZM131 106H132V108H131ZM136 106V107H137ZM140 106V107H141ZM170 106V107H169ZM194 106V107H195ZM13 107L14 108H16V109H14L13 110ZM35 107V108H34ZM51 107V108H50ZM57 107H59V108H57ZM67 107H68V109H67ZM74 107H77L80 111L82 110V111H84V108H85V111H86V108H88V109H90L91 110V112H90V110H88L89 111V114L87 113H85V115H90L91 114V116H92V118H93V116L95 117L96 115V118H91L93 121H95V122H97L96 123V125L94 126V124H95V122H93L92 120H90V122L89 121H87V125L85 124L86 123V121L84 122V124H83V122H80L79 120L77 121V122H74L75 121V119L77 118H79L80 116V114H81V116L84 114V113H80L79 114V110H77L78 112H76V110H74V109H77V108H74ZM80 107L82 108V109H80ZM96 107V108H95ZM98 107H100L101 109L99 110L98 109ZM119 107V108H118ZM127 107V108H126ZM135 107V108H136ZM166 107V108H165ZM33 109V111L31 110H29V109ZM39 108V109H38ZM49 109V110H46V109ZM71 108V109H70ZM105 108V109H104ZM131 108V109H130ZM223 108V110H222V112H221V110L220 109H222ZM27 109V110H26ZM74 111H73V110ZM119 109V110H118ZM130 109V110H129ZM22 110H23V112H22ZM30 112H32V113H30ZM40 110V111H39ZM92 110L94 111V113L96 114H94L93 112H92ZM96 110V111H95ZM97 110H99V111H97ZM121 110H124V111H121ZM129 110V111H128ZM216 111V112H214V111ZM262 110V111H261ZM17 111V110H16ZM15 111V112H16ZM19 111V112H20ZM24 111H28L27 112V114L24 112ZM68 111V112H67ZM81 111V112H82ZM118 111H120V112H122V113H120L119 114V112ZM219 111V112H218ZM260 111V112H259ZM11 112H10V115H11ZM18 112V111H17ZM67 112V113H66ZM98 112V113H97ZM213 112H214V114H217V117H216V115L214 116L213 115ZM34 113V115H32ZM37 113V114H36ZM76 113H78V114H76ZM144 113V112H143ZM153 113V114H152ZM157 113H158V115H157ZM162 113V114H161ZM4 114V115H3ZM14 114V115H15ZM30 114V115H29ZM66 114H67V116H66ZM69 114V115H68ZM72 114H74V115H72ZM94 114V115H93ZM101 114V115H100ZM154 114H156L155 116L157 117H160V118H155V119H157V120H155V119H153V115ZM218 114H219V116H218ZM222 114V115H221ZM257 114V115H256ZM29 115V116H28ZM71 115V116H70ZM78 115V116H77ZM100 115V116H99ZM144 115V114H143ZM161 115V116H160ZM260 115V116H261ZM7 116V115H6ZM5 116V117H6ZM8 116H9V114H8ZM12 116H13V114H12ZM24 116V117H23ZM70 116V117H69ZM153 116V117H152ZM11 117V116H10ZM83 117V116H82ZM90 117V116H89ZM21 118V119H20ZM22 118H24L25 119V121H24V119H23V123H22ZM30 118V119H29ZM60 118V119H59ZM64 118H66V119H64ZM105 118V117H104ZM5 119V118H4ZM7 119H9V120H11L9 117L7 118ZM7 119H5V120H3V121H5L6 122V120ZM80 119H82V118H80ZM95 119V120H94ZM97 119H99V121H97ZM102 119H103V117H102ZM101 119V120H102ZM149 119V120H148ZM215 119H216V122H217V120L219 121V124L220 125H218L216 122H215ZM255 119V121H253ZM63 120L65 121V122H63ZM73 122H72V121ZM83 120V119H82ZM81 120V121H82ZM105 120L106 119H104V122H105ZM143 120V119H142ZM29 121V122H28ZM215 122V124H214V122ZM252 121L253 122H257V128L254 126H252ZM53 122V123H52ZM80 122V123H79ZM94 124H93V123ZM104 122H102V123H104ZM221 122V123H220ZM17 123H19V122H17ZM29 123V124H28ZM52 123V124H51ZM59 123H61V124H59ZM65 123V124H64ZM67 123V124H66ZM70 125H69V124ZM118 123V125H116ZM213 123V124H212ZM2 124V125H1ZM71 124H72V126L74 125V124H76V125H74V128L71 126ZM106 124H108V125H106ZM138 124H140L139 122H138ZM150 124H152V125H150ZM155 124L157 125V127L155 126ZM217 124V125H216ZM254 124V123H253ZM24 125H26V126H24ZM28 125H30V127L28 126ZM54 125V126H53ZM68 127H67V126ZM80 125H82V126H80ZM91 125H93L94 126V128L93 127H91V128H89V129H87V127L86 126H91ZM102 127H101V126ZM112 125V126H111ZM124 125H126V128L124 127V128H122V126ZM159 125V126H158ZM213 125V126H212ZM222 125V126H221ZM255 125V124H254ZM15 126V127H16ZM58 126H61V127H59L58 128ZM66 126V127H65ZM71 126V127H70ZM105 126V127H104ZM106 126H107V129H106ZM109 126V127H108ZM117 126H118V128L120 127V129L122 128V130H119V129H117ZM137 127H138V125H136ZM219 126V127H218ZM3 127H4V125H3ZM20 127V128H19ZM52 127V128H51ZM64 127H65V129H64ZM70 127V128H69ZM78 127V128H77ZM111 127V128H110ZM116 127V128H115ZM135 127V126H134ZM137 127H135V128H137ZM159 127V129H157ZM214 127H216V128H214ZM218 127V128H217ZM251 127H253L252 129H254V131H248L249 129L248 128H250L251 129ZM22 128H23V130H22ZM34 129V132H33V129ZM48 128V129H47ZM56 128V129H55ZM69 128V129H68ZM101 128V129H100ZM104 128V129H103ZM112 128H115L116 130H112ZM133 128V127H132ZM147 128H148V130H147ZM150 128V129H149ZM220 128V130H218ZM17 129V130H16ZM29 129H32L31 131L29 130ZM61 129V130H60ZM94 129V130H93ZM165 129V130H164ZM169 129V130H168ZM179 129V130H178ZM20 130V131H19ZM21 130H22V132H23V134H22V132H21ZM49 130H51V131H49ZM57 130V131H56ZM58 130H60V131H58ZM63 130V131H62ZM68 132H67V131ZM87 130V131H86ZM103 130V131H102ZM112 130V131H111ZM119 130V131H118ZM133 131H135V133H137L138 134V131L137 130H140L139 128H137V130L136 129H132ZM175 130V131H174ZM29 133H28V132ZM38 131V132H37ZM66 131V132H65ZM91 133H90V132ZM164 131H165V133L166 134H164ZM167 131H169V132H167ZM177 131V132H176ZM0 132V133H1ZM16 132H18L17 134H16ZM44 132V133H43ZM51 133V134H53V135H47V134H49V133ZM57 132V133H56ZM70 132H72V133H70ZM94 132V133H93ZM101 132H103V133H101ZM108 132L110 133V134H108ZM127 132V131H126ZM144 132H146V133H144ZM149 132V133H148ZM151 132V133H150ZM5 133V134H4ZM21 133V134H20ZM37 133V134H36ZM74 133V134H73ZM105 133V134H104ZM115 133V134H114ZM140 133V132H139ZM142 133H140V135L142 134ZM153 133V134H152ZM168 133V134H167ZM245 133H250L249 135L247 134V135H245ZM58 135V136H56V135ZM92 134V135H91ZM93 134H95V135H93ZM97 134H98V136H97ZM113 134L115 135V136H113ZM118 134V135H117ZM142 134V135H143ZM148 134V135H147ZM152 134V136L151 137H149V135H151ZM170 134V135H169ZM176 134V135H175ZM17 135H18V137H17ZM30 135V136H29ZM60 135H62V136H60ZM105 135H107V136H105ZM111 135V136H110ZM125 135V136H124ZM147 135V136H146ZM155 135L157 136V139H156V137H155ZM244 135H245V138H244ZM27 136H29V137H27ZM36 136V137H35ZM40 136V137H39ZM101 136V137H100ZM123 136V137H122ZM0 137H1V135H0ZM9 137H11L10 135L8 136V138ZM14 137H16V139L14 138ZM23 137V138H22ZM45 137V138H44ZM100 137V138H99ZM105 137V138H104ZM113 137V138H112ZM115 137H116V140H114L115 139ZM118 137V138H117ZM121 137V138H120ZM124 137H126L127 139L126 140H124L125 138ZM147 137V138H146ZM155 137V138H154ZM251 137V136H250ZM34 138V139H33ZM48 138V139H47ZM95 138V139H94ZM112 138V139H111ZM143 138V137H142ZM150 138V141H148L147 139H149ZM152 138V139H151ZM197 138V139H196ZM211 138V139H210ZM219 138V139H218ZM38 139V140H37ZM42 139V140H41ZM53 139V140H52ZM78 139V140H77ZM85 139V140H84ZM101 139V140H100ZM119 139V140H118ZM120 139H122V140H120ZM155 139V140H154ZM193 139V140H192ZM210 139V140H209ZM245 139V140H244ZM262 139H264V138H261L260 140L262 141ZM3 140H4V142H3ZM8 140H10L9 142L11 143H8V144H6L5 143V141L7 142ZM12 140V141H11ZM14 140V141H13ZM26 140V141H25ZM44 140H45V143L47 144H45L44 143ZM74 140V141H73ZM108 140V141H107ZM192 140V142H193V144H191V141ZM203 140V141H202ZM250 139H248V141H249ZM251 140H253V139H251ZM21 141V142H20ZM47 141V142H46ZM54 141V142H53ZM59 141V142H58ZM84 141V142H83ZM86 141H87V143H86ZM100 141H102V142H100ZM110 141V142H109ZM127 141V142H126ZM186 141V142H185ZM205 141V142H204ZM243 141H245V142H243ZM264 141V140H263ZM29 142H31V143H29ZM83 142V143H82ZM100 144H99V143ZM113 142V143H112ZM122 142H123V144H122ZM125 142V143H124ZM148 142L150 143V145L148 144ZM154 142V146L156 145V146H158V147H155V148H157V151H156V149H151V146L153 145L152 143ZM182 142H184V143H182ZM250 142V141H249ZM257 141H255V143H256ZM3 143H5V144H3ZM23 143V144H22ZM38 143V144H37ZM57 143V144H56ZM74 143V144H73ZM118 143V144H117ZM127 143V144H126ZM156 143V144H155ZM207 143H209L208 145H207ZM216 143V144H215ZM32 144H33V147H32ZM34 144H36L35 146H34ZM43 144H45V146H44V148H43ZM48 144H50L49 145V147H48ZM104 144V145H103ZM106 144V145H105ZM113 144V145H112ZM116 145V147H115V145ZM121 144V145H120ZM132 144V143H131ZM152 144V145H151ZM158 144V145H157ZM178 146H177V145ZM220 144V145H219ZM259 144V143H258ZM263 144H264V142H263ZM5 145V146H4ZM9 145V146H8ZM11 145H13V146H11ZM19 145V146H18ZM25 145V146H24ZM40 145V146H39ZM62 145V146H61ZM68 145V146H67ZM163 145L164 146H166V148L167 147H170V149L169 148H167L168 150H166V148L165 147H163ZM169 145V146H168ZM202 145V146H203ZM215 145H216V147H215ZM61 146V147H60ZM77 146V147H76ZM93 146V147H92ZM99 146V148H101V149H98L97 147ZM103 146V147H102ZM118 146V147H117ZM123 146H125V148H123ZM175 146V147H174ZM218 146V147H217ZM5 147V148H4ZM9 147V148H8ZM17 147V148H16ZM20 147V148H19ZM21 147L23 148V149H21ZM32 147V148H31ZM36 149H35V148ZM53 147V148H52ZM80 147L82 148V149H80ZM163 147V148H162ZM180 147V148H179ZM204 147V146H203ZM15 149V150H11V149ZM25 148V149H24ZM47 148V149H46ZM57 148V149H56ZM96 148V149H95ZM107 148V149H106ZM121 148H123V149H121ZM160 148V149H159ZM175 150H174V149ZM177 148V149H176ZM186 146L184 147V154L185 153H191V149L193 148L192 146H191V148H189V152H187L186 151ZM188 148V147H187ZM19 149V150H18ZM42 149V150H41ZM76 149V150H75ZM79 149L81 150V152L79 151ZM217 151H219V152H217ZM220 149V150H219ZM227 149V150H226ZM249 149V148H248ZM251 149V148H250ZM249 149V150H250ZM9 150H10V152H9ZM45 150V151H44ZM85 150V151H84ZM87 150H89V151H87ZM98 151V153H97V151ZM111 152H110V151ZM123 150V151H122ZM125 150V151H124ZM169 150H170V152H169ZM174 150V151H173ZM214 150V151H213ZM249 150H247V151H249ZM8 151V152H7ZM14 151V152H13ZM73 151V153H71ZM107 151V152H106ZM155 151V152H154ZM159 151V152H158ZM172 151V152H171ZM212 151V152H211ZM216 151V152H215ZM245 151V150H244ZM243 151V152H244ZM50 152V153H49ZM53 152V153H52ZM59 152V153H58ZM76 152H77V154L78 155H76ZM83 152V153H82ZM121 152V153H120ZM147 152H145L146 154H147ZM161 152V153H160ZM178 152H180L181 153V151H178ZM225 152V153H224ZM6 153V154H5ZM8 153V154H7ZM15 153H16V155H15ZM17 153H19L18 155H17ZM52 153V154H51ZM67 153V154H66ZM110 153V154H109ZM112 153V154H111ZM168 154V156H166L165 154ZM183 153H181L180 154V156L182 157V155H184ZM233 153H234V156H233ZM11 154V155H10ZM48 154V155H47ZM74 154V156L72 157L71 155H73ZM96 154H97V156H96ZM106 154H107V157H106ZM109 154V155H108ZM175 154H177V152L175 153ZM187 154H185L184 156H183V158L184 159H182V158H179L178 157V160H180L181 162H183V163H185L186 164V166H188V165H194V161H195V159H194V154L193 153H191L192 155H191V157L193 156V158H190V155L188 156ZM214 154H212L211 155V157H213V156H218V155H220V154H217V155H214ZM224 154V155H223ZM46 155V156H45ZM53 155V156H52ZM67 155V156H66ZM68 155H70V156H68ZM82 155H83V157H84V159H83V157H82ZM90 155V156H89ZM187 155V157H185ZM241 155V154H240ZM16 156V157H15ZM58 156H59V158H58ZM63 156V157H62ZM75 156H76V158H75ZM78 156V157H77ZM101 156V157H100ZM114 156H116V157H114ZM118 156V157H117ZM122 156V157H121ZM158 156H160L159 158H158ZM164 156V157H163ZM166 156V157H165ZM174 156V155H173ZM178 155H176V157H177ZM61 157V158H60ZM68 157V158H67ZM73 158V159H71V158ZM80 157H82V158H80ZM119 157H121V158H119ZM203 157V156H202ZM201 157V158H202ZM233 157H236V159L234 158L233 160H232V158ZM12 158V159H11ZM41 158V159H40ZM63 158V159H62ZM66 158V159H65ZM78 158L80 159V160H78ZM87 158V159H86ZM106 158V159H105ZM116 160H115V159ZM187 158V159H186ZM217 158V157H216ZM219 159H220V156L218 157ZM8 159V160H7ZM70 161H69V160ZM87 161H86V160ZM95 159V160H94ZM104 159V160H103ZM170 159V158H169ZM190 159H194V161L193 160H190ZM209 159V158H208ZM7 160V161H6ZM42 160V161H41ZM51 160V161H50ZM62 160H64L65 162H63ZM66 160L68 161V163L66 162ZM98 160H99V162H98ZM101 160V161H100ZM115 160V161H114ZM177 160V159H176ZM207 160V159H206ZM237 160H239V158L237 159ZM257 160V159H256ZM258 160H261V159H258ZM257 160V161H258ZM58 161V162H57ZM85 161H86V163H85ZM94 161H96L94 164H99V165H97L96 166V168L98 169L99 168V170H100V168H101V170L99 171V172H97V170H92V171H90V174H89V172H88V174H89V178L90 179H96V181H94V180H90L89 178H88V175H87V177H86V180H85V177H81L80 178V180H79V178L77 179V181H73L74 179H72V178H74V177H72L73 176V174L72 173H75V171H76V169L78 170V171H80L81 169H83L84 168V166L86 167V165H87V163L89 162H91V164L94 162ZM109 161V162H108ZM110 161H111V163H110ZM114 161V162H113ZM196 161H197V159H196ZM225 161H227V160H225ZM240 161V160H239ZM43 162H45V163H43ZM60 162H62L61 163V165H63V169H62V166L60 165ZM70 162V163H69ZM78 162V163H77ZM119 164H118V163ZM194 162V163H193ZM232 162H231V164H232ZM256 162V161H255ZM254 162V163H255ZM259 162V161H258ZM257 162V163H258ZM56 165H55V164ZM59 163V165L57 166V164ZM64 163H66V164H64ZM75 165H73V164ZM76 163V164H75ZM81 163V164H80ZM85 163V164H84ZM88 163V164H89ZM105 163H106V165H105ZM114 163H115V165H114ZM193 163V164H192ZM235 163H237V162H234V164ZM39 164V165H38ZM42 164V165H41ZM71 164V165H70ZM83 164V165H82ZM118 164V165H117ZM234 164H232V165H234ZM260 164V163H259ZM262 164V163H261ZM261 164H260V166L259 165H255V166H257V169H254L253 167H251V166H249V168L248 169H250V167H251V171L249 170V173L251 172V174H247L248 173V171H241V170H234L231 174L232 175H236V176H238V178L239 179H241V178H244L245 180H247L248 181V183H247V188L248 187H250L249 189H252V191H255V187L254 186H256V180L255 179H257V178H259L260 176H259V174H261L262 176H263V174L261 173V172H264L263 171V167L261 166ZM68 165H70V166H68ZM90 165V164H89ZM102 165H104V166H102ZM7 166V167H6ZM53 166H55V167H53ZM59 167L58 168V170H57V167ZM80 166V167H79ZM113 166V167H112ZM125 166V167H124ZM264 166V165H263ZM39 167V168H38ZM42 167V168H41ZM53 167V169L54 170H56V171H54V170H52L51 168ZM118 167V168H117ZM260 167V168H259ZM80 168V169H79ZM120 168H122V169H120ZM126 168V169H125ZM128 168V169H127ZM59 169H60V171H59ZM62 169V170H61ZM261 170L260 172H258L259 170ZM25 170V171H24ZM64 170V171H63ZM118 170V171H117ZM254 170V171H253ZM255 170H258V171H256L255 172ZM35 171V172H34ZM45 171V172H44ZM70 173V174H72V178H66V176L67 177H70V174L68 173V172ZM78 171H76V172H78ZM203 171V170H202ZM202 171H200L201 173H202V175H198V176H196V177H198L199 178V181H201V182H205L207 179H205L206 177H207V174H206V172H202ZM232 171V170H231ZM253 171V172H252ZM65 172V173H64ZM121 172V173H120ZM255 172V173H254ZM259 174H258V173ZM48 173V174H47ZM66 173H67V175H66ZM92 173H94L93 175H92ZM120 173V174H119ZM203 173H205V175L203 174ZM244 173V174H243ZM15 174V175H14ZM18 174V175H17ZM38 174V175H37ZM53 174V175H52ZM59 174V175H58ZM87 174V173H86ZM86 174H84V176L86 175ZM99 174H101V175H99ZM103 174H104V178L102 177L103 176ZM111 174V175H110ZM115 174H116V176H115ZM200 174V173H199ZM17 175V176H16ZM46 175V176H45ZM51 177H50V176ZM61 175H63V177L61 176ZM65 175V176H64ZM96 175V176H95ZM114 175V176H113ZM231 175V176H232ZM31 176V177H30ZM83 176V175H82ZM94 176V177H93ZM99 176V178L97 179V178H95V177H98ZM200 176V177H199ZM41 177V178H40ZM48 177V179H46ZM58 177H61V178H58ZM36 178V179H35ZM46 180H45V179ZM57 178V179H56ZM107 178V179H106ZM198 178L196 179V178H194L195 180L194 181H198ZM203 179V181L201 180V179ZM237 178V177H236ZM255 178V179H254ZM261 178V177H260ZM8 179V180H7ZM42 179V180H41ZM55 179V180H54ZM71 179V180H70ZM99 179H101V180H99ZM209 179V178H208ZM60 180V181H59ZM69 180V181H68ZM104 180V181H103ZM193 179H191L190 181H192ZM205 180V181H204ZM254 180H255V182L256 183H254ZM257 180H259V179H257ZM264 180V178L262 179L261 178V182ZM30 181V182H29ZM44 183H43V182ZM49 181H50V183H49ZM52 181V182H51ZM54 181V182H53ZM67 181L70 183L71 181H73V183H74V185H73V183L72 184H66L67 183ZM183 181V182H182ZM190 181H188V182H190ZM194 181H192L191 183H194ZM196 181V182H197ZM46 182H48V184L46 183ZM56 182V183H55ZM76 182V183H75ZM87 182H88V184H87ZM102 182V183H101ZM195 182V183H196ZM234 182V181H233ZM12 183V184H11ZM31 183V184H30ZM80 183V184H79ZM199 183V182H198ZM259 183V182H258ZM258 183H257V185H258ZM45 184V185H44ZM84 184H86L87 185V187L86 188H84L85 186H84ZM103 184V185H102ZM24 185V186H23ZM43 185V186H42ZM48 185H49V187H48ZM63 185H66V186H63ZM79 185V186H78ZM179 185V186H178ZM196 185H197V183H196ZM43 190V191H41L40 189H39V187ZM61 186H62V188H61ZM70 186V187H69ZM77 186H78V188H77ZM80 186L82 187V186H84V187H82V188H80ZM183 186H185V191H186V189L188 190L187 192L188 193H186L185 191H184V189L182 188ZM259 186V185H258ZM257 186V187H258ZM12 187V188H11ZM34 187V188H33ZM56 187V188H55ZM59 187V188H58ZM76 187V188H75ZM99 187V188H98ZM253 187V188H252ZM257 187H256V189H257ZM15 188V189H14ZM65 188V189H64ZM67 188V189H66ZM72 188H74V189H72ZM89 188V191L90 190H93L94 192H95V190H96V193H97V189H99L98 190V194H99V196H101L102 197V200H99V201H94V200H92V197H89V196H93L94 195V192H92V191H90L91 193L89 194V191L87 190ZM106 188V189H105ZM171 188V189H170ZM12 189H13V191H12ZM34 189H35V191H37L36 193H35V191H34ZM38 189V190H37ZM62 189V190H61ZM81 189V190H80ZM168 189V190H167ZM5 190V191H4ZM8 190V191H7ZM33 190V191H32ZM61 190V191H60ZM76 190V191H75ZM77 190H79V191H77ZM84 190V192H82ZM103 190V191H102ZM16 191V192H15ZM39 191V192H38ZM45 191V192H44ZM73 191V192H72ZM154 191V190H153ZM163 191V192H162ZM182 191H184V192H182ZM194 191V190H193ZM4 192V193H3ZM12 192H13V194H12ZM42 192H44V194H42L41 195V193ZM54 192H56V193H54ZM58 192V193H57ZM76 192V193H75ZM79 192H82L81 193V195H80V193ZM160 192V193H159ZM162 192V193H161ZM3 193V194H2ZM15 193V194H14ZM32 193L34 194L33 196H32ZM39 193V196L37 195ZM62 193V194H61ZM67 193V194H66ZM78 193V194H77ZM106 193H107V196H106ZM178 194V196H177V194ZM186 193V194H185ZM54 194H55V196H54ZM66 194V195H65ZM121 195V197L120 198H118V199H116L118 196L117 195ZM136 194V195H135ZM161 194V195H160ZM29 195H30V197H29ZM51 195V196H50ZM54 196V201L52 200L51 202L53 203V205H54V207L52 208V207H50L49 206V204L50 203H46V204H48V207H46V208H44V206L46 205V204H43L44 206L42 207V205H41V207H42V211H43V209H44V212H42V211H40V207H38V206H40V203H42L43 201H44V203H45V199L47 200L48 198H50V197H53ZM73 195V196H72ZM79 195V196H78ZM89 195V196H88ZM96 195V194H95ZM116 195V196H115ZM169 195V196H168ZM193 196L192 194H189V195H187V199L188 198H191V197H189V196ZM3 196V197H2ZM6 196H7V198H6ZM28 196V197H27ZM43 197V199H42V197ZM48 196H50V197H48ZM78 196V197H77ZM85 196H87V197H85ZM114 196V197H113ZM132 196H133V198H132ZM135 196V197H134ZM141 196H143V198L141 197ZM145 196V197H144ZM147 196H149L148 197V199H147ZM177 196V197H176ZM181 196V197H180ZM9 197H11V198H9ZM46 197V198H45ZM56 197V198H55ZM62 197H63V199H62ZM71 197H72V200H71ZM75 197H77V198H75ZM83 197H84V199H83ZM138 197H140V198H138ZM167 197H169V198H167ZM3 198H5V199H3ZM17 198H18V200H17ZM31 198L33 199V202H32V200H31ZM39 198H41V199H39ZM68 198V199H67ZM75 199V201L77 202H74V199ZM91 198V199H90ZM112 198V199H111ZM132 198V199H131ZM137 198V199H136ZM147 199V202H149V204L146 202V199ZM179 198H177V199H179ZM184 198H182V199H184ZM19 199L20 200H23L24 201V199H26L25 201L26 202H28L29 201V199L31 200L30 202H29V205H27V204H25V205H27L28 207L26 208L25 207V211L23 210L22 212H20L21 210H22V208H24L23 206H24V202L23 203H21L22 201H19ZM34 199H36V201L34 200ZM65 199V200H64ZM80 199H81V201H80ZM94 199V198H93ZM145 199V200H144ZM165 199V200H164ZM28 200V201H27ZM40 201V203L38 204V201ZM50 200V199H49ZM138 200V201H137ZM142 200V202H140ZM149 200V201H148ZM154 200V201H153ZM161 200V201H160ZM167 200H169V201H167ZM20 202L21 204H23V205H19V203L18 204H16V207H17V205H19L17 208H19V209H17L18 211H15L16 210V207L14 208V206H15V202ZM35 201V202H34ZM62 201H64V202H62ZM68 201V203H66V202ZM101 201V202H100ZM130 201V202H129ZM153 201V202H152ZM162 201H164V202H162ZM166 201V202H165ZM25 202V203H26ZM57 202V203H56ZM80 202V203H79ZM84 204H83V203ZM4 203V204H3ZM33 203V204H32ZM52 203L50 204L51 206H52ZM56 203V204H55ZM59 203V204H58ZM75 203V204H74ZM134 203V204H133ZM9 204H11V205H9ZM12 204L14 205L13 207H12ZM38 204V205H37ZM58 204V205H57ZM67 204V205H66ZM68 204H69V207H68ZM86 204V205H85ZM145 205V206H143V205ZM148 206H147V205ZM153 204V205H152ZM31 205V206H30ZM136 205V206H135ZM157 205V206H156ZM3 206H5L6 207V210H7V208L8 207H10L11 209H9L8 208V210L10 211V212H8V210L6 211L5 210V208L3 207ZM78 206V207H77ZM95 206H97V208L95 207ZM129 206H132V207H134L135 208V210H134V208L132 209V207H129ZM140 206L142 207V210H143V212L140 210ZM31 207V208H30ZM56 207V208H55ZM105 207V208H104ZM106 207H107V210H106ZM145 207H146V209H145ZM50 208V209H49ZM66 208V209H65ZM91 208V209H90ZM100 209V210H97V209ZM102 208H104V209H102ZM118 208V209H117ZM139 208V209H138ZM161 208V207H160ZM260 208V207H259ZM258 208V211H260V214H262V211L264 212V209H259ZM264 208V207H263ZM4 209V210H3ZM14 209V210H13ZM31 209V210H30ZM36 209L37 210H39L40 211V213L43 215V217H42V215H38V214H40V213H38V211H36ZM61 209V210H60ZM92 209H94V210H92ZM117 210V211H115V210ZM129 209V210H128ZM138 209V210H137ZM4 212H3V211ZM12 210V211H11ZM47 211V213H46V211ZM59 210V211H58ZM114 210V211H113ZM6 211V212H5ZM36 211V212H35ZM64 211V212H63ZM94 211V212H93ZM96 211V212H95ZM109 211L110 212H112L113 213V215H112V213H109ZM130 211V212H129ZM132 211V212H133ZM138 211H139V213H138ZM255 212H253V210H252V213L254 214V216H253V214L252 213H249V216H250V214H252L251 216H253V218L255 217V216H257V214H259V212L257 211V209H255L254 210ZM257 211V212H256ZM11 212H13V213H11ZM14 212H18L17 213V215H16V213H14ZM115 212V213H114ZM120 214H119V213ZM133 212V213H134ZM4 213H5V215H6V213L8 214V216L6 215V218H5V220H3L4 219ZM33 213H35V214H33ZM37 213V214H36ZM44 213V214H43ZM92 213H93V215L95 216H93L92 215ZM124 213V214H123ZM204 213V212H203ZM209 213V212H208ZM208 213L207 212H205L204 213V215L202 214V213H200L199 215H203V219L202 220H204V219H206V216H208ZM255 213H257V214H255ZM11 214H12V216H11ZM15 216H14V215ZM20 214V215H19ZM65 214V215H64ZM115 214V215H114ZM117 214V215H116ZM122 214V215H121ZM207 214V215H206ZM258 215L257 217H255V218H257L256 220L254 219V221L251 219V218H249V216L246 218L245 217V219L248 221L249 220V222H247L245 219H244V221L243 222H245L244 224H246V223H248V225H244V227L245 226H247V227H252V224H257V227H255L254 228V230L256 231H258V230H262V232H264L263 230H264V213H263V215ZM30 215H31V217L32 216H35V215H38V216H35V218L34 217H32V218H34V219H30L29 217H30ZM89 215H91V216H89ZM101 215V216H100ZM113 217H112V216ZM124 215V216H123ZM206 215V216H205ZM40 216V217H39ZM46 216V217H45ZM99 216V217H98ZM107 216V217H106ZM117 216V217H116ZM205 216V217H204ZM11 217V218H10ZM16 219H15V218ZM26 217V222H25V218ZM101 217V218H100ZM109 217V218H108ZM115 217V218H114ZM201 217L199 216L198 217V215H197V217L195 216V218H200V219H193V220H195L196 222L197 221H201ZM81 218V219H80ZM93 218H94V220H93ZM110 218H112V219H110ZM129 218V219H128ZM1 219H2V221H1ZM7 219V220H6ZM14 219V220H13ZM29 219L31 220V224H29L30 222H28L29 221ZM66 219V220H65ZM106 219H107V221H106ZM116 219V220H115ZM10 220V221H9ZM80 221L79 223H78V221ZM106 222H105V221ZM117 220H119L118 222H115V221H117ZM250 220H252V221H250ZM9 221V222H8ZM11 221H12V223H11ZM82 221V222H81ZM92 221V222H91ZM111 221V222H110ZM195 221H193V223L191 224V226L190 227H188L190 224H188V223H183V224H187V227L188 228H191L192 226L194 227V225H195ZM9 223V225H8V223ZM22 222H24V223H22ZM66 222V223H65ZM73 222H75V223H73ZM109 222L110 223H113V225H115L116 226V228L115 227H113V225H112V227H110L111 225H109ZM121 222V223H120ZM192 222V221H191ZM243 222H242V220H241V222H240V220H237V221H235L234 222V224L235 223H238V226L236 225V226H234V224H231L233 227H231L232 229L234 228V227H240L242 224H243ZM252 224H251V223ZM255 222V223H254ZM5 223H7V225L5 224ZM11 223V224H10ZM26 223H28V224H26ZM78 223V224H77ZM90 223V224H89ZM116 223V224H115ZM124 223V224H123ZM250 223V224H249ZM258 223H260V224H258ZM5 224V225H4ZM22 226H24L25 224V227H22ZM24 224V225H23ZM34 224V225H33ZM54 224V225H53ZM81 224L82 225H84V224H86V225H84V227L82 226V228H81ZM97 224V226H95ZM102 224H103V227H102ZM117 224H118V227H117ZM122 224V225H121ZM125 224H127V228H126V225ZM144 224V225H143ZM194 224V225H193ZM197 224H198V222H197ZM21 226L20 228L18 227V226ZM30 225H32V226H30ZM49 225V226H48ZM77 225H78V228L80 229L81 228V230H79L78 231V228H77ZM91 225V226H90ZM101 227H100V226ZM109 225V226H108ZM119 225H121V226H119ZM182 225V224H181ZM80 226V227H79ZM85 226H86V228H88V229H85ZM87 226H89L90 227V229H89V227H87ZM94 226V227H93ZM107 226V227H106ZM123 226H125V228L123 227ZM135 226V225H134ZM144 226V227H143ZM154 226V227H153ZM184 227H180L179 229L181 230V228H182V230H187L188 228L186 227V225H183ZM27 227H28V229H27ZM55 227V228H54ZM66 227H69V228H66ZM92 227V228H91ZM108 227H109V229H108ZM120 227V229H118ZM122 227V228H121ZM136 227V229L133 227V229H129V230H134V232H135V230L137 231V228H138V226H135ZM218 227H220V226H218ZM223 229H225L226 228V230L227 231H229L228 229H231L230 227H229V225H227V224H224L223 225ZM2 228H5V229H2ZM17 228V229H16ZM19 228V229H18ZM30 228H32V230H30ZM49 228V229H48ZM74 228V229H73ZM76 228V229H75ZM96 228H98V230H96ZM105 228H106V230H105ZM110 228H112V229H110ZM124 228V229H123ZM130 228H132V227H130ZM144 228V229H143ZM221 228H222V225H221ZM228 228V229H227ZM260 228V229H259ZM25 230L26 229V233L24 232V231H21V230ZM114 229V230H113ZM127 229V230H128ZM177 229V230H176ZM223 229H221V230H223ZM10 230V231H9ZM17 230H19V233L21 234V236H20V234H18L16 231ZM50 230V231H49ZM75 230V231H74ZM85 230V231H84ZM91 230H93V231H91ZM99 230H101V232H99ZM105 230V231H104ZM110 230V231H109ZM118 230V231H117ZM159 230V231H158ZM164 232H163V231ZM181 230V231H182ZM216 231L217 230H219V229H215ZM215 230L213 229V231H214V233H215ZM253 230V231H254ZM29 231V232H28ZM30 231H32V232H30ZM65 231V232H64ZM104 231V232H103ZM124 231V232H125ZM224 231V230H223ZM3 232V233H2ZM10 232V233H9ZM24 232V233H23ZM48 232V233H47ZM77 232H79L80 234H77ZM82 232V233H81ZM91 232V233H90ZM95 234H94V233ZM96 232L98 233V234H96ZM111 234H110V233ZM113 232H116V235H115V233H113ZM118 232V233H117ZM133 231H132V233H134ZM146 232V233H145ZM147 232H148V234H147ZM153 232V233H152ZM157 232V233H156ZM158 232H159V234H158ZM161 232H162V234H161ZM171 232V233H170ZM179 232H180V234H179ZM258 232H260V231H258ZM261 232V234H263ZM4 233L6 234V235H4ZM16 233V234H15ZM64 233H67V235L66 234H64ZM71 233V234H70ZM75 233V234H74ZM103 233V234H102ZM127 233V232H126ZM213 233V232H212ZM10 234H12L13 236L14 235H16L17 236V234H18V236H19V238L18 237H13L12 235V237L10 236ZM69 234H70V236H69ZM82 234V235H81ZM85 234V235H84ZM93 234H94V236H93ZM100 234V235H99ZM102 234V235H101ZM117 234L118 235H120L121 234V237L119 238V236H117ZM134 234H136V233H134ZM134 234H133V236H134ZM144 234V235H143ZM147 236H146V235ZM153 234H155V235H153ZM156 234H157V236H156ZM164 234V235H163ZM165 234H166V236H165ZM23 235V236H22ZM28 235V236H27ZM105 235V236H104ZM108 235H109V237H108ZM112 237H111V236ZM152 235V236H151ZM161 235H162V237H161ZM182 235V234H181ZM264 235V234H263ZM262 235V237H264ZM3 236V237H2ZM26 236V237H25ZM83 236V237H82ZM114 236H116V237H114ZM122 236L124 237V238H122ZM132 236V235H131ZM141 236H143V237H141ZM7 237H9V239L10 240H7L8 238ZM12 238V240H11V238ZM24 237V238H23ZM63 237V238H62ZM66 239H65V238ZM77 238L76 240H75V238ZM90 239V238H92V239H88V238ZM98 237V238H97ZM101 238V240H100V238ZM118 237V238H117ZM150 237H151V239H150ZM153 237V238H152ZM154 237H156V238H154ZM5 238H7V239H5ZM72 238V239H71ZM82 238V239H81ZM105 238H107V239H105ZM143 238V239H142ZM174 238V239H175ZM59 239V240H58ZM70 239L71 240H73L74 239V241H70ZM84 239L86 240V241H84ZM97 239V240H96ZM123 239H125V240H123ZM131 239V240H130ZM145 239V240H144ZM150 239V240H149ZM158 239H160V240H158ZM216 239V238H215ZM219 239H221V238H219ZM61 240V241H60ZM122 242H120V241ZM123 240V241H122ZM142 240V241H141ZM158 240V241H157ZM199 239H197V241H198ZM260 240V239H259ZM259 240H255V241H251V242H253V244H255V245H257V247L259 246L260 247V249L261 250H263L264 249V238H262V241H259ZM132 241H134V242H137L138 244H136V246H138L139 245V243L140 244H142V245H140L139 246V248H135V244L133 245V242ZM144 241H146L145 243H143ZM147 241H148V244H146L147 243ZM149 241H150V243H149ZM172 241V242H171ZM208 241V240H207ZM211 241H215L214 243H216V241L217 240H214V239H211ZM66 243V244H64V243ZM128 242L130 243L129 245H127L128 244ZM152 242V243H151ZM156 242V243H155ZM177 242V241H176ZM179 242V241H178ZM177 242V243H178ZM258 244H257V243ZM63 243V244H62ZM86 243V244H85ZM123 243H127V244H123ZM132 243V244H131ZM171 243V244H170ZM197 243V242H196ZM198 243H199V241H198ZM210 243L212 244V242H208V243H206V247L207 246H210ZM213 243V244H214ZM58 244V245H57ZM59 244H60V246H59ZM68 244V245H67ZM121 244H123V245H121ZM152 244V245H151ZM173 244V245H172ZM209 244V245H208ZM63 245H65V246H63ZM124 245H127L128 247H126V248H128V249H126L125 250V246ZM132 245H133V247H132ZM172 245V246H171ZM199 245V244H198ZM205 245V244H204ZM83 246L85 247V248H83ZM123 246H124V248H123ZM150 246V247H149ZM191 246V247H190ZM132 247V248H131ZM183 247H185L186 249H188L189 247V250L191 249H195V248H197V249H195V251H190V253L188 252L189 250H185ZM188 247V248H187ZM199 247H201V248H199ZM205 247V246H204ZM211 247H212V245H211ZM210 247V248H211ZM131 248V249H130ZM142 248H143V250H146V251H143L142 250ZM146 248V249H145ZM235 248V247H234ZM252 247L251 246H249L248 247V249H249V252H248V254H246V256L248 255V256H250V255H252L253 254V250L254 249H251ZM263 248V249H262ZM149 249V250H148ZM171 250L173 249V247L172 248H170ZM202 249H204V253L201 251ZM237 249H239V248H237ZM237 249H236V251H237ZM167 250H168V252L170 253H167L168 254V256H167V254H166V252H167ZM187 251V253L186 252H184L183 253V251ZM198 250H200V251H198ZM232 250V249H231ZM233 250H235V249H233ZM239 250H241V249H239ZM238 250V251H239ZM251 250V251H250ZM179 253H178V252ZM197 251V252H196ZM236 252L235 254L234 253H232L231 251V257H233V256H235V260H236V258L239 256V253L242 251H240V252ZM192 252V253H191ZM200 252V253H199ZM252 252V253H251ZM165 254L166 255V257H162V256H164L163 254ZM186 253V254H185ZM237 253H238V255H237ZM251 253V254H250ZM257 253V252H256ZM262 253H264V252H262ZM262 253H261V256H263L262 255ZM182 254V255H181ZM199 254H202V256H203V258H202V256H201V258H199L200 256H199ZM259 255H260V252L258 253ZM257 254V255H258ZM162 255V256H161ZM174 255H177V256H174ZM230 255V254H229ZM241 255H243V251L241 252ZM244 255H245V253H244ZM159 256V257H158ZM246 256H242L243 258H245ZM253 256V255H252ZM260 256V257H261ZM230 257V258H231ZM259 257V256H258ZM257 256H256V258H258ZM159 258H161V259H159ZM165 258V259H164ZM207 258V257H206ZM253 258V257H252ZM189 259L191 260V261H189ZM234 258H232V260H233ZM238 259H241V257L239 256V258H237V260ZM255 259V258H254ZM263 259V260H262ZM261 260H262V262L264 263V256H263V258H262ZM156 260H157V263H156ZM169 260V261H168ZM205 260H207V259H205ZM241 260H243V259H241ZM240 260V261H241ZM260 260V261H261ZM155 263H154V262ZM189 261V262H188ZM209 261V260H208ZM207 261V262H208ZM259 261V262H260ZM207 262H205V263H207ZM215 262V261H214ZM234 262H236V261H234ZM237 262H239V260L237 261ZM253 262L255 263V261L253 260ZM259 262L257 261L255 264H259ZM262 262H260V264H263ZM210 263H212V261H210ZM209 262H208V264H210ZM202 264H204V263H202ZM212 264H214V263H212ZM216 264V263H215ZM253 264V263H252Z\"/></svg>","mask_w":264,"mask_h":264},{"label":"bare ground","instance_id":"2","mask_svg":"<svg viewBox=\"0 0 264 264\" xmlns=\"http://www.w3.org/2000/svg\"><path fill=\"white\" fill-rule=\"evenodd\" d=\"M4 1H5V0H4ZM6 1L8 2V0H6ZM12 1H13V0H12ZM18 1H19V0H18ZM34 1H35V0H34ZM43 1H44V0H41V2H43ZM146 1H147V0H146ZM146 1H145V2H146ZM151 1H152V0H151ZM151 1H150V2H151ZM154 1H155V0H154ZM1 2H2V1H1ZM13 2H14V1H13ZM19 2L21 3L22 1L20 0ZM132 2H134V1H132ZM135 2H136V1H135ZM138 2H139V1H138ZM138 2H137V3H138ZM175 2H176V1H175ZM219 2H220V1H219ZM9 3H10V1H9ZM11 3H12V2H11ZM14 3H18V2L15 1ZM34 3H35V2H34ZM46 3L50 4L51 7H52V9H53V11H54V9H55V0H45V2H44V3H41L40 5L42 6V4H43V5L46 6V5H47ZM151 3H152V2H151ZM24 4H26V3H24ZM28 4H30V3L28 2ZM38 4H39V3H38ZM38 4H37V5H38ZM146 4H147V2H146ZM4 5L6 6V4H4ZM20 5H21V4H20ZM50 5H48V7L46 6L45 8H49ZM52 5H53V6H52ZM133 5H134V4H133ZM151 5H152V4H151ZM179 5H180V4H179ZM5 6H3V4H0V11H1V9H2L1 13L3 12L4 8H7V11L9 10V13H10V11L13 10V8H14L13 5H12L13 8L11 7L12 9L10 8V6H9V9H8V5H7L6 7H5ZM131 6H132V5H131ZM137 6H138V5H137ZM137 6H134V7H137ZM174 6H175V4H174ZM177 6H178V5H177ZM3 7H4V8H3ZM16 7H18V5H17ZM29 7H30V6H29ZM51 7H50V8H51ZM53 7H54V8H53ZM78 7H79V6H78ZM139 7H140V6H139ZM144 7H145V5H144ZM148 7H151V6L148 5ZM152 7H153V6H152ZM169 7H170V6H169ZM169 7H168V8H169ZM179 7H180V6H178V7H174L173 9H171L172 11H171L170 13H169L170 8H169V10L166 8L167 11H165V12H168L169 14H168V13H165L164 10H163V12L161 11V12L164 13L165 15L167 14L166 16L164 15L163 18L160 17V19H161V20H164V18L166 19V20H164V21H166V22H165V28H166V25L169 26V29H170L171 32L169 31L168 27H167V29H165L164 26H163V29H165V31L168 30L169 33H174V32L181 31V30L184 31V30H185L186 28H188L189 26H192V25H194L195 23H197L198 21H200L201 18H204L205 14H207V13H205V12L209 11V10H207V9H209V8H206V9H205L204 7H202L203 9L201 8V10H199V9L196 10V11L194 10V11H192V12H190V13H186V12H185L186 14H184V13H182L183 10H181V11L179 12V10L181 9V8H179ZM181 7H182V6H181ZM18 8H20V7H18ZM18 8H17V10H15L16 12H18V10H19ZM31 8H32V7H31ZM31 8H30V10L28 11V12L31 11L30 14L28 13L29 15H32V10H31ZM36 8H37V6H36ZM43 8H44V7H42V8L39 7V12H40V10H42ZM45 8H44V9H45ZM50 8H49V9H50ZM67 8L69 9V7H67ZM129 8L131 9V7H129ZM141 8H143V7H141ZM145 8H146V7H145ZM10 9H11V10H10ZM49 9H47V11L44 12V13H47ZM65 9H66V8H65ZM68 9H66V10H68ZM133 9H134V8H133ZM135 9H136V8H135ZM139 9H140V8H139ZM150 9H151V8H150ZM37 10H38V9H37ZM37 10H36V11H37ZM88 10H89V9H88ZM95 10H96V8H95ZM99 10H100V9H99ZM142 10H143V9H142ZM145 10H146V9H145ZM145 10H144V11H145ZM151 10H152V9H151ZM13 11H14V10H13ZM15 11H14L15 16H13L14 14L12 15V14L10 13V14L13 16V18H12V16H9L11 19H10L8 16L5 17V16H6L7 14H9V13L3 14V15L0 14V42H6L5 40H7V42H6L7 44H6V43H5V45H4V43L1 44V46L3 45V46H2L3 48L0 46V49L2 48V52L0 53V55H1L2 53H4V51H5V50H3V49H5L4 46L7 45V47H8V41H9V40L11 41V36L16 35V31H18V30L20 29V27H21L22 30H23V28L27 25L26 22H29V23H28V25H29L30 23H32L33 19H35L36 16H38V15H32L34 18L31 19L32 17H31V16H28V14H26V11L24 10L26 15L23 14V16H22L21 14H19L20 16H22L23 20L25 19V23H24V22L22 21L21 17L19 18L18 13H16ZM20 11H21V10H20ZM53 11H52V12H53ZM90 11L93 12V10H91V9H90ZM97 11H98V10H97ZM100 11H101V10H100ZM136 11H137V10H136ZM138 11H139V10H138ZM140 11H141V10H140ZM11 12H12V11H11ZM21 12L24 13L23 11H21ZM37 12H38V11H37ZM39 12L36 13L35 10H34L33 14L36 13V14H39V15H40L41 12H40V13H39ZM147 12H148V11H147ZM147 12H146V13H147ZM158 12H159V11H158ZM158 12H156V13H157V14H161V13H158ZM4 13H5V12H4ZM12 13H13V12H12ZM19 13H20V12H19ZM44 13H43V14H44ZM54 13H55V12H53V14L51 13L53 17L50 15L51 18H52V20H53V18L55 17V16H54V15H55ZM87 13H89V15L91 14V13L88 12V11H87ZM87 13H86V15H87ZM93 13H96V12H93ZM93 13H92V14H93ZM103 13H104V12H103ZM103 13H102V14H103ZM127 13H128V12H127ZM129 13H131V11H130ZM136 13H137V12H135V14H136ZM141 13H142V12H141ZM144 13H145V12H144ZM144 13H143V14H144ZM43 14L40 15V16H43V17H44L45 15H43ZM47 14H48V13H47ZM47 14H46V15H47ZM49 14H50V13H49ZM92 14H91V15H92ZM97 14H98V13H97ZM97 14H96V15H97ZM105 14H106V13H104V15H105ZM133 14H134V13H133ZM135 14H134V16H137L136 19H138V14H139V12H138V14H136V15H135ZM151 14L154 15L153 13H151ZM203 14H204V15H203ZM139 15H140V14H139ZM141 15H142V14H141ZM141 15H140V16H141ZM155 15H156V14H155ZM155 15H154V16H155ZM161 15H162V14H161ZM248 15H249V14H248ZM17 16H18V19H20L19 22H17L18 20L15 19V18H17ZM47 16H49V15H47ZM50 16H49V19H51ZM94 16H95V15H94ZM97 16H98V15H97ZM123 16H124V17H123ZM123 16H122L123 18H122V17H119V18L122 19V22L119 23L120 26L117 25L118 22H116V21H115V22H116L115 25H117V26H119V27H121L122 25H124V26L126 27V26L128 25V23H129V24H130V23H134L135 25L133 24V26H135L134 28L137 30V28H138V27H137V23H138L139 21L136 23V22H135L136 19H135V20H132V21H134V22H131V20L128 19V23H127V17H126L127 14H126V16H125V14H124ZM132 16H133V15H132ZM142 16H143V15H142ZM142 16L139 18V20L142 18ZM145 16H146V14H145ZM156 16H157V15H156ZM156 16H155V17H156ZM158 16H160V15H158ZM201 16H202V17H201ZM249 16H250V15H249ZM251 16H252V15H251ZM27 17H28V18H27ZM43 17H41L42 20H44V21H46V22L48 23L49 19L46 20L47 17H46V18H43ZM92 17H93V15H92ZM101 17H102V16H101ZM128 17H129V15H128ZM143 17H144V16H143ZM149 17H151V16H149ZM152 17H153V16H152ZM152 17H151V19H152ZM26 18H27V21H26ZM38 18H39V16H38ZM102 18H103V17H102ZM129 18H131V17H129ZM145 18H146V17H145ZM156 18H157V17H156ZM156 18L153 19V22H154V20H155V22H156ZM158 18H159V17H158ZM158 18H157V19H158ZM248 18H249V17H248ZM248 18H247V21H248ZM12 19H13V20H16V21H15V24H14L15 26H13V28H12V25H13V22H14V21H13ZM28 19H30V21H31V20H32V21L30 22V21H28ZM39 19H40V18H39ZM58 19H59V18H58ZM95 19L99 20V19H100V16H99V18L96 17ZM104 19H105V17H104ZM113 19H114V17H113ZM113 19H112V20H113ZM121 19H120V20H121ZM143 19H144V18H143ZM143 19H142V21H144ZM148 19H150V18H148ZM148 19H146L147 22H150V21H148ZM151 19H150V20H151ZM252 19H253V18H252ZM252 19H251L250 22H252ZM7 20H9V21H7ZM52 20H51V22H53V21L55 20V18H54L53 21H52ZM59 20H60V19H59ZM202 20H203V19H202ZM202 20H201V21H202ZM245 20H246V19H245ZM10 21H13V22L11 23ZM34 21H35L34 24H35V23L37 24L38 19H36V20H34ZM44 21L41 22V19H40L39 24H37V25L35 24V27H36V28L34 27L35 29H34L33 31H35L36 29H40L38 25H40L41 23L44 24V23H45ZM61 21H64V20H61ZM129 21H130V22H129ZM140 21H141V20H140ZM142 21L139 22V24H142V25H143V28L146 27L145 29H148V30H149V28H147V25H146V24H148V23L144 21V23H146V24L144 25V23H142ZM151 21H152V20H151ZM8 22L11 23V24H8ZM16 22H17V23H16ZM21 22L24 23V24L21 25ZM49 22H50V21H49ZM54 22H55V21H54ZM58 22H59V21H57L56 23H58ZM65 22H66V21H65ZM65 22H63V23L65 24ZM153 22H150V23L153 24ZM155 22H154V25L151 24V26H155V25H156ZM245 22H246V21H245ZM250 22H249V23L246 22V23L249 24V25H250V24L252 25V23H250ZM56 23L53 24V25H56ZM125 23H126V25H125ZM156 23H157V22H156ZM162 23H163V22H162ZM200 23H201V22H200ZM18 24H20V26H19ZM25 24H26V25H25ZM32 24H33V23H32ZM34 24H33V25H34ZM49 24H50V23H49ZM61 24H62V23H61ZM107 24H109V23H107ZM112 24H113V23H112ZM112 24H111V25H112ZM197 24H198V23H197ZM227 24H229V23H227ZM10 25H11V27H10ZM16 25H18L19 27H17ZM24 25H25V26H24ZM28 25H27V26H28ZM115 25L113 24L114 27H116ZM142 25H141V26H142ZM157 25H159L158 27H160L161 22L157 23ZM162 25H164V24H162ZM195 25H196V24H195ZM195 25H194V26H195ZM251 25H250V26H251ZM27 26H26V28H25L26 32H28V27H27ZM30 26L32 27V25H30ZM30 26H29V31H32V30H30V29H31ZM51 26H52V25H51ZM51 26H45V27H43V25L41 26V29H42L44 32H46L45 35H44V32H43L42 30H41L42 32H40V31H38V30H37V31L40 32V35H44V37H45V36L47 35V32H48L50 29H49L48 31H47V30L45 31L44 29H46V27H51ZM60 26H62V25H60ZM124 26H123V28H122V27H121V28L124 29ZM144 26H145V27H144ZM5 27H6V29H7V28H8V29H11V28H12V31H14V27H17V29H16V31L13 32L14 35H10V34H9L10 36H8L7 34H8V33H11L12 31H11V32L8 31V33H7L6 31H7L8 29L5 30ZM57 27H58V25L55 26V27H53L52 30L57 29ZM114 27H112L111 30H110V27L107 28V29H109V31H111V33H112V32H113L112 30H114ZM119 27H118V28H119ZM130 27H132L131 24H130ZM139 27H140V26H139ZM51 28H52V27H51ZM132 28H133V27H132ZM155 28H156V27H155ZM214 28H215V27H214ZM214 28L211 27V30H209L210 28L206 29V32H207V33H206L205 35H203L204 32H205V31H203V30H202L203 32H201V31H200V32H196V33H200V35H198V34L195 33V34H196L195 38H194V37H193V38L191 37L192 39H191V38L189 39L190 42H188L189 40H187L188 43L186 42L184 45H182L181 48L178 47L179 49H177V50H174V49H175V48H174L173 51H175V52L173 53V51H172V55H169L168 58H167V56L165 55L166 58L169 59V60H170V63L174 65V63H175L176 61L179 62V58H180V57H183L184 55L186 56V55H188V53H190V52H192V51H195V48H196V47H199V49L202 50V51L200 52V55H201V53H204V54H205V53H206V54L208 53V54H209V53L212 52V51L209 52L207 48H208V45H209V44L212 42V40H213V39H210V38L213 37L214 33L216 34V32H218V31H215ZM32 29H33V28H32ZM103 29H104V28H103ZM122 29H121V30H122ZM126 29H127L128 32H130V30H131L130 28H127V27H126ZM105 30H106V29H105ZM139 30H144V29H142V27H140ZM148 30H144V31L146 32V31H148ZM152 30H156V31H157V28L154 29V27H153ZM152 30H151V31H152ZM208 30H209V31H208ZM213 30H214V31H213ZM20 31H21V30H20ZM33 31H32V32H33ZM117 31H119V30L116 29V32H117ZM125 31H126V30H125ZM149 31H150V30H149ZM159 31H160V29H159ZM159 31H157V33H158ZM162 31H163L164 34H165V31H164V30H162ZM162 31H161V32H162ZM173 31H174V32H173ZM23 32H25V31L23 30ZM23 32L21 31V35H22ZM26 32L24 33L25 35L23 34V35L25 36V38H28V40H29V39L32 40L33 38H30L31 36H29V33L31 34V32H29V33H26ZM38 32H37V33H38ZM52 32H54V31H51V33H52ZM106 32H107V30H106ZM116 32H114V33H116ZM122 32H123V30H122ZM128 32H127V33H128ZM135 32H136V31H135ZM161 32H160L158 35H160V36L162 35V37H163V34H161ZM6 33H7V34H6ZM13 33H12V34H13ZM19 33H20V32H19ZM41 33H43V34H41ZM51 33L48 32L49 35H50ZM55 33H56V31H55ZM55 33H54V34H55ZM94 33H95V32H94ZM108 33H109V32H108ZM119 33H120V32H119ZM125 33H126V32H125ZM130 33H131V32H130ZM143 33H144V32H143ZM143 33L141 32V35H142ZM151 33H153V32H151ZM151 33L148 34V32H147V33H146L147 35L145 34V35H146V38L144 37V39L142 40L143 43H144V41L146 42L147 40H148V41H149V40L152 41L151 38H153L154 36H150V35H154L155 33H154V34H151ZM169 33H167V34H165V35H168ZM202 33H203V34H202ZM33 34H34V33H33ZM54 34H52V35L54 36ZM100 34H101V32H99L98 35H100ZM112 34H113V33H112ZM17 35H18V34H17ZM17 35H16L15 37H13V38L16 39V38L18 37ZM23 35H22V36H23ZM26 35H27V36H26ZM31 35H32V34H31ZM40 35L37 34V37L40 38V37H41ZM52 35H50L51 37L48 36V35H47V36H48L49 38H51V39L53 38V40H54V37H53ZM82 35H83V34H82ZM82 35H81V36H82ZM84 35H85V34H84ZM88 35H89V34H87V36H88ZM90 35H91V33H90ZM102 35H103V34H102ZM119 35H120V34H119ZM137 35H138V33L136 34V38L133 39L134 41L137 40ZM148 35H149L150 37H148ZM155 35H156V34H155ZM158 35H157V36H158ZM197 35H198L199 37H201V38H199ZM201 35H202V36H201ZM5 36H6L5 40H3V38H4ZM7 36H8V37H7ZM47 36H46V37H47ZM85 36H86V35H85ZM85 36L83 37V38H84L83 40H85ZM103 36H104V35H103ZM133 36H134V35H133ZM143 36H144V35H143ZM157 36H155V37H156L155 41L157 40ZM34 37H35V35H34ZM44 37H41V38H40V39H41V40L39 41L40 43H43L42 40L44 39ZM89 37H90V36H89ZM134 37H135V36H134ZM140 37H142V36H140ZM140 37H139L138 39H141ZM155 37H154V38H155ZM196 37H197V38H196ZM8 38H9V39H8ZM25 38H24V39H25ZM38 38H37V39H38ZM49 38H48V39H49ZM77 38H80V35H79ZM86 38H87V37H86ZM101 38H102V37H101ZM104 38H105V36H104ZM124 38H126V37H124ZM132 38H133V37H132ZM154 38H153V40H154ZM213 38H215V37H213ZM51 39H50V41L52 42ZM87 39H88V38H87ZM130 39H131V38H130ZM193 39H195V42L197 41V42H196V45H195V42H194V43H191V42L193 41ZM198 39L202 40V42H205V44H203V43H202L203 45H202V44H199V42H201V41L199 40V42H198ZM203 39H204V40H203ZM205 39H208V40H205ZM20 40H21V39H20ZM20 40L17 39V41H20ZM28 40H25L24 43H26V41H27V44H29V43H28ZM33 40H36V39H33ZM38 40H39V39H38ZM45 40H46V39H45ZM77 40H78V39H77ZM79 40H81V38H80ZM89 40H90V38H89ZM124 40H125V39H124ZM127 40H129V38H128ZM158 40H159V39H158ZM209 40H210V42H209ZM10 41H9V45H10ZM29 41H30V40H29ZM46 41H49V40H46ZM102 41H103V39H102ZM104 41H105V40H104ZM104 41H103V42H104ZM125 41H126V40H125ZM13 42H14V41H13ZM21 42H23V38H22V41H20V42H18V43H20V45H21ZM30 42H31V41H30ZM39 42H38V43L36 42V43H37V45L40 47L41 44H39ZM54 42H55V41H54ZM80 42H83V41L81 40ZM80 42H78V43H80ZM86 42H87V41H85V44H86ZM108 42H109V41H108ZM129 42H130V41H129ZM129 42H128V44H130ZM142 42H141V45H142ZM152 42H153V41H152ZM206 42H207L208 44H206ZM11 43H12V42H11ZM14 43H15V42H14ZM14 43H13V47L10 46V47L13 48L14 50H12L11 48H7L8 50H12V51H11V54H10V51H8L9 53H8V52H5V53L2 54V56H1V58H2V57L5 56L6 53H8V54H6V57L9 58V59L11 58V60H12V61L10 60V61L12 62V63L10 62L11 64H13V63L17 64V63H16V62H17V60H16V59H17V55H16V54L19 55V54H21L22 52H24V54H26V51H27V50H22L23 48L25 49V46L23 45L24 47H23V48L21 47L22 49H21V48L18 49V52H19V50H20V52H21V51H22V52H21V53H18L17 50H16V53L14 54V52H15ZM33 43H34V41H33ZM36 43H35V44H36ZM52 43H53V42H52ZM98 43H99V42H98ZM100 43H101V42H100ZM105 43H107V42H104V45H105ZM109 43H110V42H109ZM109 43H107L108 45H105V46H109V45H110ZM121 43H122V42H121ZM125 43H126V42H125ZM132 43H133V42H132ZM135 43H136V42H135ZM135 43H133V44H135ZM147 43H148V42H147ZM149 43H151V42H149ZM149 43H148V44H149ZM189 43H190V44H189ZM27 44H26V46H28ZM138 44H139V43H138ZM138 44H135V45L138 46ZM144 44H145V43H144ZM193 44H194V45H193ZM29 45H30V44H29ZM79 45H82V43L79 44ZM94 45H98V44H94ZM119 45H120V44H119ZM119 45H118V46H119ZM124 45H125V44H124ZM124 45H122L123 48H124ZM131 45H132V44H131ZM131 45H130V46H131ZM141 45H139V48H140ZM146 45H147V44H146ZM177 45H179V43H178ZM199 45H200V46H199ZM204 45H205V46H204ZM30 46L33 48V45H30ZM110 46L113 47V46H115V45H110ZM116 46H117V44H116ZM122 46H121V47H122ZM125 46H126V48L129 47V45H128V46L125 45ZM133 46H134V45H133ZM133 46H132V47H133ZM180 46H181V45H180ZM203 46H204V47H203ZM18 47H20V46H18ZM18 47H16V49H17ZM35 47H37V46H34V48H35ZM39 47H37V48L39 49ZM132 47H129V48L132 49ZM193 47H194V49H193ZM28 48H29V47H28ZM28 48L26 47V49H28ZM86 48H87L88 50H85L84 53L87 52V53H86L87 55L91 54V53H90V52H91L90 50H93V49H94V51H98V50H99L97 47H95V48H96V49H95L93 46H92L93 49L91 48V46H88V47L86 46L85 49H86ZM90 48H91V49H90ZM104 48H106V47H104ZM109 48H110V47H109ZM116 48H117V47H116ZM116 48H115V50H116ZM119 48H120V46H119ZM119 48H118V50H119ZM137 48H138V47H136V49H137ZM142 48H143V47H142ZM205 48H206V51L203 50V49H205ZM41 49H42V48H41ZM100 49H101V48H100ZM120 49H121V48H120ZM131 49H129L130 52H131ZM31 50H32V49H31ZM53 50H55V49H53ZM53 50H52V51H53ZM101 50H103V49H101ZM111 50H112V49H111ZM111 50H108V51H109V52H108L109 54H110V51H111ZM113 50H114V49H113ZM133 50H135V49H133ZM133 50H132V51H133ZM140 50H141V49H140ZM140 50L138 49V51H140ZM196 50H197V48H196ZM6 51H7V50H6ZM28 51H29V49H28ZM33 51H34V49L32 50V53H33ZM43 51H44L43 49H42L41 51H39V54H40V52H43ZM47 51H51V49H50V50H46V51H45V55H46V53H48ZM88 51H90V52L88 53ZM94 51H92V53H93ZM99 51H100V50H99ZM106 51H107V50H105V52H106ZM124 51H125V53H127L126 50H124ZM127 51H128V49H127ZM135 51H137V50H135ZM135 51H134V53H136ZM197 51H198V50H197ZM199 51H200V50H199ZM199 51H198V53H199ZM207 51H208V52H207ZM100 52H102V51H100ZM100 52H99V53H100ZM103 52H104V51H103ZM103 52H102V53H103ZM117 52H121V51H117ZM117 52H116V53H117ZM170 52H171V51H170ZM52 53L55 54V52H52ZM99 53L97 54L98 56H99ZM108 53H107V54H108ZM134 53H133V54H134ZM22 54H23V53H22ZM28 54H29V53L27 52L26 55H28ZM35 54H36V52L34 53V55H35ZM39 54H38V56H37L38 58H37V57L35 58L36 55L34 56L33 54H32L33 56H31L32 58L34 57V58H33L34 60H37V61H35L36 64H39V63H38V62H39V58L41 57V56L39 57ZM50 54H51V53H50ZM53 54H52V55H53ZM93 54L96 55V52L93 53ZM104 54H105V53H104ZM104 54H102V55H104ZM107 54H106V55H107ZM131 54H132V53H131ZM204 54L201 55L200 57H204V56H205ZM7 55H10V56L8 57ZM12 55H13V56H12ZM48 55H49V54H48ZM87 55H86V56H87ZM100 55H101V54H100ZM102 55H101V56H102ZM114 55H115V53H114ZM114 55H113V56H114ZM120 55H121V54H120ZM123 55H124V54H123ZM125 55H126V54H125ZM167 55H168V54H167ZM198 55H199V54H198ZM209 55H211V53H210ZM11 56L13 57V59H12ZM21 56H22V55H21ZM46 56H47V55H46ZM46 56H45V59H46ZM50 56H51V55H50ZM54 56H55V59L58 58V57L56 58V55H54ZM57 56H58V55H57ZM86 56H84V57H86ZM113 56H112V57H113ZM116 56H117V55H116ZM116 56H115V57H116ZM143 56H144V55H143ZM143 56H142V57H143ZM163 56H164V55H163ZM6 57H5V58H6ZM14 57H15V58H14ZM18 57H19V56H18ZM23 57L25 58V57H28V56L23 55ZM23 57H22V58H23ZM31 57H30L31 60L29 59L30 61H32V58H31ZM42 57H43V55H42ZM42 57H41V59H44V58H42ZM52 57H53V56H52ZM52 57H51L50 59L47 58V61L51 60L50 62H51L52 64H50V65H52V68H51V66L49 67V65H48V67L45 68V69H48V68H49L48 70L54 69V67H55V65H54L55 63H54V62L57 61V60H55L54 62H52V60H53V58H54V57H53V58H52ZM84 57H83V60H82V61H84V59H85ZM88 57H90V56H88ZM92 57H93V56H92ZM95 57H96V56H95ZM104 57H106V56H104ZM112 57H110V58H112ZM122 57H123V56H122ZM129 57H130V56H129ZM134 57H135V55H134ZM134 57H133V58H134ZM147 57H148V56H147ZM147 57L145 58V56H144V58H141L140 60H139V59H136V58H137V57H136L135 60H136V61L139 60V62L142 61L141 63L144 64V65H142V66H144V68H145V65H146V66H151V64L153 65V63H154L156 60H159V58H157V57H160V56H157V57H148V58H147ZM210 57H211V56H210ZM5 58H2V59H4V60H2V63H5V62L8 60L7 58H6L7 60H5ZM96 58H97V57H96ZM96 58H95V59H96ZM107 58H108V57H106V59H107ZM116 58H118V57H116ZM124 58H125V57H124ZM127 58H128V57H127ZM127 58H125V59H127ZM131 58H132V57H131ZM131 58H129L130 61H131ZM161 58H163L162 55H161ZM25 59L27 60V62L25 63V62H22V61H21L23 64H24V63H25V64H27V63L31 64V63H32V62H29L27 58H25ZM45 59H44V60H45ZM48 59H49V60H48ZM81 59H82V58H81ZM87 59H88V58H87ZM92 59H93V58H92ZM99 59H101V58H99ZM108 59H109V58H108ZM122 59H123V58H122ZM129 59H128V60H129ZM180 59H181V58H180ZM199 59H200V58H199ZM14 60H15L16 62H14ZM18 60H19V58H18ZM20 60H21V59H20ZM90 60H91V58H90ZM97 60H98V59H97ZM102 60H103V58H102ZM109 60H110V59H109ZM112 60H113V59H112ZM112 60H111V61H112ZM117 60H118V59H117ZM197 60H198V59H197ZM0 61H1V59H0ZM3 61H5V62H3ZM8 61H9V60H8ZM94 61H95V60H94ZM111 61H110V62H111ZM113 61H115V60H113ZM123 61H124V60H123ZM163 61H164V60H163ZM163 61L161 60L160 62H163ZM173 61H175V62H173ZM203 61L205 62V64H208V63H210V58H207V60L202 59V60H201L202 65H204ZM41 62H42V61H40V63H41ZM80 62H81V61H80ZM92 62H93V60H92ZM92 62H91V63H92ZM99 62H100V61H99ZM110 62H109V63H110ZM124 62H126V61H124ZM124 62H123V63H124ZM128 62H129V61H128ZM132 62H133V60H132ZM134 62H135V61H134ZM160 62H159V63H160ZM195 62H196V61H195ZM207 62H208V63H207ZM22 63H21V64H22ZM45 63H46V62H45ZM47 63H49V62H47ZM78 63H79V62H78ZM85 63L88 64L87 61H86ZM93 63H95V62H93ZM106 63H108V60H107V62H105V65H106ZM119 63H120V62H119ZM6 64L9 65V63H5V64H3V65H4V68H5ZM15 64H13V67L10 65L9 67H7L8 69L6 68V70H9V71L11 72V74H14V75H12L11 78L9 77V81H10V79H12V78L16 79V74H18V73H16V72H15L16 74H15L14 72H12V71L10 70L11 67H12V68H11L12 70H13L14 67H15V68H16V69H15L16 71H20L21 68H23V66L21 67L20 65H19V66H20L21 68H20V67L17 68V67L15 66ZM19 64H20V63H19ZM25 64H24V65H25ZM32 64H34V63H32ZM43 64H44V63H43ZM43 64H41V65H43ZM82 64H83V63H82ZM87 64H86V66H88ZM89 64H90V63H89ZM117 64H118V63H117ZM129 64H130V62H129ZM132 64H133V63H132ZM136 64L138 65L139 63L137 62ZM136 64H135V66L137 67ZM147 64H148V65H147ZM154 64H155V63H154ZM197 64H198V63H197ZM200 64H201V63H199L198 65L200 66ZM1 65H2V64H0V66H1ZM3 65H2V66H3ZM8 65H7V66H8ZM46 65H47V64H46ZM46 65H43V68H44V66L46 67ZM53 65H54V66H53ZM83 65H84V64H83ZM83 65H82V66H83ZM90 65H91V64H90ZM92 65H93V64H92ZM92 65H91V66H92ZM95 65H96V64H95ZM98 65H100V64L98 63ZM98 65L95 66V67H98ZM102 65H104V64H102ZM109 65L111 66V64H109ZM112 65H113V64H112ZM133 65H134V64H133ZM175 65H176V64H175ZM175 65H174V66H175ZM37 66H38V65H37ZM79 66H80V65H79ZM110 66H108V67H110ZM135 66H133V68H134ZM153 66L156 67L157 64H156V65H153ZM194 66H196V65H194ZM24 67H25V66H24ZM26 67H27V66H26ZM26 67H25V68H26ZM28 67H29V66H28ZM30 67H31V66H30ZM30 67H29L28 69H30ZM33 67H36V66L33 65ZM75 67H76V66H75ZM89 67H90V66H89ZM106 67H107V66H106ZM112 67H114V65H113ZM139 67H141V66L139 65ZM151 67H152V66H151ZM175 67H176V66H175ZM179 67H180V66H179ZM192 67H193V66H192ZM192 67H191V68H192ZM203 67H204V66H203ZM203 67H202V68H203ZM4 68H3V69H4ZM37 68H39V67H36V70H37ZM41 68H42V66H41ZM128 68H129V67H128ZM131 68H132V66H131ZM146 68L149 69V67H146ZM187 68H188V67H187ZM194 68H196V67H194ZM1 69H2V68H1ZM1 69H0V71H1L0 73L3 72V70H1ZM17 69H18V70H17ZM28 69H25V70L23 69V70H24L23 72L28 71ZM34 69H35V68H33V71H34ZM72 69H73V68H72ZM72 69H70V70H72ZM76 69H77V67H76ZM83 69H84V67H83ZM83 69H79V70H83ZM90 69H91V68H90ZM98 69H99V68H98ZM98 69L95 68L94 71H95V70L98 71ZM100 69H102V68H100ZM105 69H106V68H105ZM105 69H104V71H105ZM109 69H110V68H109ZM114 69H115V67L113 68V70H114ZM152 69H153V67H152ZM157 69H158V68H157ZM176 69H178V70L175 71L176 73L173 74V73H174V71H173V73H172L173 76H170V77H174V78H172V79H171V78H169V79L167 78V80H165L163 83L161 82L162 80L158 83V86L161 85V86H160V91L162 90V91H164V93H162V91L159 92L158 87L155 86V87L158 89V90H156V92L158 91L159 93H158V94H157L156 92H154V93H156L155 95H156L158 98H160V99L163 98V99H164V97H162L163 94H165V93H167V92L169 91L168 88H170L171 85H174V83H175L174 81H179V80H176V79H178V76H179L180 79H181V78L184 79V77H186L185 74H189V73H190V72L188 71V69L186 70V68H185V69H182V68H178V67H177ZM179 69H181V70H179ZM38 70H41V69L39 68ZM48 70H45V71H48ZM70 70H69V71H70ZM74 70H75V69H74ZM86 70H87V69H86ZM106 70H107V69H106ZM117 70H118V68H117ZM154 70H155V69H154ZM9 71H7V72H9ZM31 71H32V70H31ZM31 71L29 70V71H28V74H26V72H25V76H24L23 74H21V73H20V74H21L22 76H24L23 78H28L29 76H32L35 72H37V71H35L34 73L32 72V75H29V74H31ZM43 71H44V70H43ZM45 71H44V73H45ZM76 71H77V70H76ZM88 71H89V70H88ZM92 71H93V70H92ZM109 71H110V70H109ZM122 71H123V70H122ZM126 71H127V70H126ZM128 71H129V70H128ZM128 71H127V72H128ZM145 71H146V70H145ZM156 71H157V70H156ZM177 71H178V72H177ZM190 71H191V70H190ZM4 72H6V71H4ZM7 72H6V73H7ZM20 72H21V71H20ZM64 72H65V71H64ZM64 72H63V73H64ZM84 72H85V71H84ZM114 72H115V71H113V73H114ZM116 72H117V71H116ZM119 72H120V70H119ZM127 72H126V75L129 74V72H128V73H127ZM151 72H153V71H151ZM195 72H196V71H195ZM37 73H38V75H39V73H41V74H40V76H41L43 72L38 71ZM37 73H36V75H37ZM81 73H82V71H81ZM86 73H87V72H86ZM88 73H89V72H88ZM90 73H91V71H90ZM101 73H102V72H101ZM106 73H107V71H106ZM191 73H192V72H191ZM2 74H3V73H2ZM4 74H5V73H4ZM7 74H9V73H7ZM65 74H66V72L64 73V75H65ZM69 74H70V73H69ZM71 74H72V73H71ZM96 74H97V73H96ZM96 74H95V75H96ZM116 74H117V73H116ZM121 74H124V73L121 72ZM146 74H148V73H146ZM150 74H151V73H150ZM150 74H149V77H150ZM194 74L197 75L196 73H192V75H194ZM18 75H19V74H18ZM26 75H29V76L27 77ZM36 75H35V76L33 75V76H34V78L36 77V81L39 82V83L45 78L44 75L41 76V77H43V79H42L40 76H36ZM61 75H62V74H60V77H61ZM72 75H73V74H72ZM84 75H85V74H84ZM93 75H94V74H93ZM109 75H110V74H109ZM109 75H108V76H109ZM117 75L120 76V74H117ZM144 75H145V74H144ZM169 75H171V74H169ZM182 75H183V77H182ZM184 75H185V76H184ZM13 76H14V77H13ZM22 76H21V77H22ZM65 76H66V75H65ZM67 76H68V74H67ZM70 76H71V75H70ZM74 76H76V75L74 74ZM77 76H79V75H77ZM77 76H76V77H77ZM80 76H81V74H80ZM82 76H83V74H82ZM86 76H92V75H87V74H86ZM112 76H113V74L111 75V77H112ZM115 76H116V75H115ZM127 76H128V75H127ZM151 76H152V75H151ZM189 76H190V75H188V77H189ZM1 77L4 78L5 75H4V76H3V75H2V76L0 75V80L2 79ZM21 77H20V78H21ZM38 77L41 78L42 80H41V81H38ZM72 77H73V76H72ZM72 77L70 78L71 80H72ZM101 77H102V76H101ZM101 77H98V79L101 78ZM105 77H106V76H105ZM109 77H110V76H109ZM109 77H108V78H109ZM117 77H118V76H117ZM122 77H123V75H122ZM122 77H121V78H122ZM124 77H125V76H124ZM147 77H148V76H147ZM149 77H148V78H149ZM168 77H169V76H168ZM190 77H191V76H190ZM29 78H31V77H29ZM29 78L27 79V81H25V80H24V81H25V82H28ZM32 78H33V77H32ZM50 78L52 79V77H50ZM57 78H59V77H57ZM62 78H63V75H62ZM67 78H69V76H68ZM67 78H65L66 81L68 80ZM73 78H74V77H73ZM88 78H89V77H88ZM93 78H94V77H92L91 81L93 80ZM106 78H107V77H106ZM118 78H119V77H118ZM148 78H146L145 80H143V82L139 79L141 82L138 81L139 83L136 82V84H132V83H131L132 85H130V84L126 85V83L124 82L125 85L123 86V84L121 83L122 86H123V87L121 88V89H122V92H121L120 94H118L119 92H118V93L116 92V94H117L116 96H117V97L119 96V98H120L121 94H122V96H123V93H124V94L127 93V94L129 95V94H131V93H133V92H135V91H138V89H142L143 87H144L143 90L146 91V89L149 87V83H151V84L153 83L152 86L156 84V83H154V79H153V81L147 82V81H148ZM199 78H200V76H199ZM199 78H198V79H199ZM59 79H60V78H59ZM63 79H64V78H63ZM63 79H61V80H63ZM75 79H76V78H75ZM84 79H85V78H84ZM142 79H143V78H142ZM150 79H151V77L149 78V80H150ZM164 79H165V78H164ZM191 79H192V78H191ZM195 79H197V78H195ZM200 79H201V78H200ZM22 80H23V79H22ZM33 80H35V79H33ZM48 80H49V79H48ZM48 80H47V81H48ZM77 80H78V78H77ZM89 80H90V79H89ZM89 80H87V81H89ZM120 80H121V79H120ZM122 80H123V79H122ZM146 80H147V81H146ZM156 80H157V79H156ZM186 80H187V78H186ZM193 80H194V79H193ZM193 80H192V81H193ZM2 81H3V79L1 80V82H2ZM4 81H5V82H6V81L9 82L7 79L4 80ZM4 81H3V82H4ZM13 81H14V80H13ZM16 81H17V80H16ZM16 81H14V83H20V84H21V80H19L20 82H16ZM24 81H23V82H24ZM36 81H35V82H36ZM52 81L55 82L56 80L54 81V79H53ZM69 81H70V80H69ZM79 81H80V79H79ZM81 81H82V80H81ZM83 81H84V80H83ZM85 81H86V80H85ZM94 81H95V80H94ZM123 81H124V80H123ZM125 81H126V79H125ZM128 81H130V80H128ZM189 81H190V80H189ZM194 81H195V80H194ZM194 81L191 82V84L193 83L192 85H194V84L196 85L197 82L194 83ZM196 81H197V80H196ZM200 81H202V80H199V81H198V82L200 83V84H199V88H200V91L203 90L202 93H205V94H203V95H205L204 97H205L206 99H207L208 97H209V99H210V98L212 99L213 97H216V96H213V95H212V94H213L212 92H215V94H217V95L219 96L220 92H219L218 90L215 89V88H216L215 86H214V89H211V88H210V87H211V86H210L211 84H209V86H210V87H209V86H207L208 84L206 85V82H204V83H205V84H204V83H201ZM3 82H2V83H3ZM5 82L3 83L4 87H5V84L7 83V82H6V83H5ZM23 82H22V83H23ZM32 82H33V81H32ZM37 82H36V85H37V87H38V85H39L40 88H42V86H43L45 83L50 84V83H48L49 81L46 82V79H45V83H44V80H43V83H41V85H40L39 83L37 84ZM62 82H63V81H62ZM75 82H76V81H75ZM75 82H72V83L75 84ZM77 82H78V81H77ZM77 82H76V83H77ZM97 82H98V81H97ZM121 82H122V81H121ZM134 82H135V81H134ZM156 82H157V81H156ZM2 83L0 84V88H1V87L4 88L3 86H1ZM33 83H34V82H33ZM65 83H66V82H65ZM67 83H68V82H67ZM67 83H66V85H65L66 87H67V85H70V83H68V84H67ZM119 83H120V81H119ZM145 83H146V84L148 83V84H147V88L145 87ZM161 83H162V84H161ZM9 84L14 86V84H11V83H9ZM23 84H24V83H23ZM23 84H22L21 86H18L17 84H16V85H17L19 88L22 89V87H24ZM47 84H46V86H47ZM63 84H64V83H63ZM73 84H72V86H73ZM78 84H79V82H78ZM80 84H81V83H80ZM121 84H120V85H121ZM139 84H140V85H139ZM191 84L189 83L188 86L190 85V87H191ZM16 85H15V86H16ZM34 85H35V83H34ZM50 85H51V84H50ZM53 85H54V83H53ZM75 85H76V84H75ZM118 85H119V84H117V86H118ZM120 85H119V86H120ZM175 85H176V83H175ZM195 85L192 86V87H194V89H195V87H196ZM7 86H8V85H7ZM17 86H16V89H17ZM25 86H27V83L25 84ZM32 86H33V85H32ZM46 86H44V87H46ZM56 86H57V85H56ZM58 86H59V85H58ZM60 86H61V85H60ZM72 86H71V87H72ZM76 86H77V85H76ZM78 86H79V85H78ZM81 86H83V85H81ZM150 86H151V85H150ZM226 86H228V85H226ZM229 86H230V85H229ZM10 87H11V86H10ZM28 87H29V86H28ZM49 87H50V86H49ZM2 88H1V89H2ZM5 88H6V90H7L8 87H5ZM30 88H32V87H30ZM33 88H34V87H33ZM35 88H36V87H35ZM40 88L38 89V91L44 92V94L42 93V94L44 95V97H43V96L41 97V101H43L44 98H45V93H47V92H46L47 90L42 91V90H44V88H42V89H40ZM51 88H52V87H51ZM72 88H73V87H72ZM86 88H87V87H86ZM119 88H120V87H118V89H119ZM145 88H146V89H145ZM156 88H155V89H156ZM172 88H173V87H172ZM197 88H198V85H197ZM197 88H196V90H199V88H198V89H197ZM209 88H210V89H209ZM220 88H221V87H219V90H220ZM228 88H230V87H228ZM1 89H0V90H1ZM8 89H9V88H8ZM11 89H12V88H11ZM16 89H15V92H17ZM74 89H75V88H74ZM79 89H80V88H78L77 90H79ZM115 89H116V88H115ZM148 89H149V88H148ZM148 89H147V90H148ZM152 89H153V90H152ZM152 89H151L152 91H155V89H154L153 87H152ZM163 89H164V90H163ZM165 89H167V92H165V91H166ZM174 89H175V88H174ZM191 89L194 90L193 88H191ZM208 89L211 90V91L209 92ZM225 89H226V88H225ZM231 89H232V86H231ZM3 90H5V89H3ZM3 90L0 91V95H1V92H2ZM6 90H5V92H6ZM22 90H23V89H22ZM22 90H21V91H22ZM26 90H27V89H26ZM32 90H33V89H32ZM48 90H49V89H48ZM62 90H63V88H62ZM67 90H70V89H67ZM119 90H120V89H119ZM227 90H228V89H227ZM13 91H14V90H12V92H13ZM30 91H31V90H30ZM30 91H28V92H30ZM38 91H37V92H38ZM80 91H81V90H80ZM140 91H141V90H139L138 93H140ZM188 91H189V90H188ZM220 91H222V90H220ZM5 92L3 91V93H5ZM25 92H26V91H25ZM25 92H24L22 98H24V97L28 94V93H27V94L25 95ZM33 92L35 93V92H36V89H34ZM33 92L31 91V92L29 93V94H30L29 96H31V93H33ZM37 92H36V96L39 94V93H37ZM48 92H49V91H48ZM50 92H51V91H50ZM50 92H49V93H50ZM52 92H53V91H52ZM58 92H59V91H58ZM62 92H63V91H62ZM81 92H82V91H81ZM169 92H170V93H169ZM169 92H168L169 95L166 94V95H167V96H166V97H167L166 100H163V99H162L163 102H164V104H162L163 102H162L161 100H159L158 98H156L155 95H153V96H154L153 98L150 97V98H152V99H157V100H152V99H151L152 101H151L150 99H148V100H150V101L153 103L151 106L154 107V105H155V109L157 110V109H158L157 106H158V107L161 106V107H159V108H162V106H165V105L168 106V105H170L172 102H173V103H172L171 105H173L174 102H175V103H176V106H177V104H180V106H179L178 109L181 110L180 107L182 106L183 103H184L183 105H185V101H187V100L189 99V100H188L189 102L187 101V103H190V102H191V101H190L191 97L188 98V96H184L183 98H184V99L186 98V99H185V100L183 99V100H184V101H183V100H182V96H181V100L183 101V103H182V101H181V103H180V100H179V102L177 103L175 100H178V98H179L178 95H179L181 92H180V93H177L178 95L175 93V94L177 95L178 98H175V97H174L175 99L172 98L173 100H172L170 97H173V96H176V95L171 96L173 90H171V91H169ZM184 92H185V91H184ZM191 92H192V91H191ZM194 92H195V91H194ZM217 92H219V94H218ZM6 93H7V92H6ZM8 93H9V92H8ZM13 93H14V92H13ZM19 93H20V90H19ZM54 93H55V91H54ZM68 93H69V92H68ZM79 93H80V92H79ZM111 93H115V92H111ZM136 93H137V92H135V96H137ZM200 93H201V92H200ZM228 93H229V92H228ZM228 93H227V94H228ZM17 94H18V93H17ZM55 94H56V93H55ZM57 94H58V93H57ZM65 94H66V93H65ZM159 94H161L162 96H161V95L159 96ZM182 94H184V93H182ZM186 94L188 95V93H186ZM225 94H226V93H225ZM225 94H224V95H225ZM227 94H226V95H227ZM3 95H4V94H3ZM3 95H1V96H3ZM12 95H13V94H12ZM12 95L9 94V96H12ZM18 95H19V94H18ZM24 95H25V96H24ZM32 95H34V94H32ZM72 95H73V94H72ZM108 95L110 96V94H108ZM133 95H134V94H132V96H133ZM203 95H202V96H203ZM211 95H212V96H211ZM229 95H230V94H229ZM4 96L7 97V94L4 95ZM4 96H3V97H4ZM14 96H16L15 93H14ZM19 96H20V95H19ZM29 96H27V100H26L25 98H24V100L28 101V100H29V99H28ZM36 96H35V95H34V96H31L30 99H33V98H35ZM55 96H56V95H55ZM61 96H62V95H61ZM69 96H70V95H69ZM76 96H77V94H76ZM81 96H82V95H81ZM106 96H107V95H106ZM122 96H121V98H122ZM126 96H127V95H126ZM206 96H208V97H206ZM3 97H2V99H3ZM6 97H5V98H6ZM51 97H52V96H51ZM67 97H68V96H67ZM77 97H78V96H77ZM77 97H75V98H77ZM79 97H80V96H79ZM110 97H111V96H110ZM117 97H116V98H117ZM168 97L172 100V102H170L171 100H170ZM231 97H233V96H231ZM11 98H13V97H11ZM11 98H10V100H11ZM17 98H19V97L17 96V97L15 98V100H17ZM37 98H38V97H37ZM39 98H40V97H39ZM64 98H66V96H65ZM64 98H63V99H64ZM75 98H74V99H75ZM104 98H105V97H104ZM106 98H107V97H106ZM113 98H115V95L113 96ZM128 98H129V97H128ZM128 98H126V99H128ZM130 98H131V97H130ZM138 98H139V97H138ZM140 98H141V97H140ZM222 98L224 99L223 96H222ZM2 99H1V97H0V100H1V101H2ZM7 99H8V98H7ZM53 99H54V98H53ZM60 99H61V98H60ZM72 99H73V98H72ZM107 99H108V98H107ZM107 99H106V100H107ZM123 99H125V97H124ZM133 99H134V97H133ZM135 99H136V98H135ZM179 99H180V98H179ZM227 99H228V98H227ZM13 100H14V99H12V101H13ZM15 100H14V101H15ZM50 100H51V99H50ZM66 100H67V99H66ZM106 100H104V101H106ZM118 100H119V99H118ZM121 100H122V99H121ZM128 100H129V99H128ZM128 100H127V101H128ZM137 100H139V103H141V102H140V99H137ZM148 100H147V102L150 103V101H148ZM230 100H231V99H230ZM3 101H4V99H3ZM5 101H6V100H5ZM12 101H10V102H12ZM68 101H69V99L67 100V102H68ZM76 101H78V100H76ZM93 101H94V100H93ZM107 101L109 102V104H111V103L113 104V99H112V98H109ZM125 101H126V100H125ZM125 101H124V103H125ZM130 101H131V99H130ZM130 101H129V102H130ZM135 101H136V100H135ZM155 101H156L157 104L155 103ZM158 101H160L161 105L158 104ZM225 101H226V100H225ZM231 101H232V100H231ZM231 101H230V102H231ZM234 101H235V100H234ZM19 102H22V103H19ZM19 102L17 101L16 104L18 103L17 105H20V104H23V103H24L23 100H21V101H19ZM28 102H29V101H28ZM28 102H26V103L24 104V107L26 106V104H27ZM38 102L40 103L39 100H38ZM60 102H61V100H60ZM60 102H59V103H60ZM73 102H74V101H73ZM80 102H81V100H80ZM114 102H115V101H114ZM116 102H118V101H116ZM129 102H128V103H129ZM144 102H145V101H144ZM144 102H143V103H144ZM166 102L168 103V105H167ZM169 102H170V104H169ZM194 102H195V101H194ZM194 102H193V103H194ZM226 102H229V101L227 100ZM3 103H4V102H3ZM8 103H9V102H8ZM13 103H14V102H13ZM13 103H12V104L10 103L9 106H10V105H13ZM32 103H35V101L32 102V100H31V105H30V106H32ZM36 103H37V102H36ZM39 103H38V104H39ZM49 103H50V102H49ZM56 103H58V102L56 101ZM74 103H75V102H74ZM76 103L78 104L79 101L76 102ZM90 103H91V102H90ZM106 103H107V102H106ZM187 103H186V104H187ZM6 104H7V102L5 103V106H3L4 104H2V106H3V107H6L5 109L10 108V107L7 108V105H6ZM41 104H43V103H41ZM53 104H55V101H54ZM53 104H51V105H53ZM69 104H70V103H69ZM104 104H105V103H103V105H104ZM109 104H108V105H109ZM112 104H111V105H112ZM117 104H119V103H116V104L114 103V106H116ZM120 104H121V103H120ZM131 104H132V103H131ZM147 104H148V103H147ZM150 104H151V103H150ZM150 104H149V106H150ZM195 104H197L196 106L199 107L200 110H198V108L195 106ZM204 104H205V103H204ZM207 104H208V103H207ZM0 105H1V104H0ZM34 105H35V104H34ZM49 105H50V104H49ZM51 105H50V106H51ZM60 105H61V104H60ZM111 105H109L110 107H108L107 110L104 108V109H105L104 112H103V108H102L103 106H100L102 109H101L100 107H98L99 110L101 109V110H100V113H101V111H102V115H103L102 117H103V119H102V117H100L102 120L100 119V121H99V119H97V121H99V122L101 123V125H102V124L105 125V123H109V122H112V123L115 122V123H116V122H118V121H121L122 124H123V122H124V123L126 122V123H127V124H126V125H127V129H123V130H124V132H125L126 134H129V137H128V139H127L126 137H124V138H125L124 140L127 139V141H128L129 138L132 137V138L130 139V142L132 141V142H131L132 144L130 143L129 145H126V146H129V147L127 148L128 150L126 151L127 153H126L125 158L123 157L122 159H119V161H120L121 163H128V164H129V161H132V162H130L132 168L129 169L130 171H129L128 173H124L123 171H127V170H123L122 173L120 172L121 175L115 177L114 180H113V179L111 180V184H110L109 187H108V189H109L111 192H118V193H121V195H123L122 193H124V194L137 193V194H139V193L142 192L141 195H143V194H145V192H147V191H148V192L151 191V192H153V195H154V192H155V191H157V190H160V191H161L162 189L164 190V189L168 186L169 183H171V182H173V181H174V183H176V182H178V181H176V180H179V181H180V179H182V180L184 181V183L186 184L185 186H186L187 188H191V185H192V184H193L192 188H195V189H189V191H190V190L192 191V193L190 192L189 194H192V195H193V196H191V195L189 196V197H191V198H188V199H187V195H189V194L184 195V196L186 197V199H185L183 196H182V198H184V199L177 197V196H178L177 193H176V194H177L176 197L179 198V199H177V198L174 199V198H173V195H170V197H172L173 200H170V201L167 200V201H169V202H168L165 206H163V204H164V203H163V204H162L161 206H159V207H158L157 205H156L157 207L154 206L153 208H152V206H151L150 208L148 207L149 209H152V210H151V211L148 210V212L145 213L144 215L141 214V216H139V215L137 214V216H136V213H137V212H136V211L134 212L133 210H131V213H130V214H131V215L135 214V216L130 217V220L127 222V224H128L130 227H132V228L129 227V229H133V227L136 229L135 226H138L137 231L135 230V232H134V230H129V229L127 228V227H128L127 224H125V225H126V228H127L128 230L126 229V231H125V229H124L125 226H123V227H124L123 229H124L125 232H124L123 230H122V231H119V232L122 233L123 236L126 237V239H127V237L130 235L129 237H131L132 240H133L134 237H135V235H136V237L138 236L137 238L139 239V237H140V236H139V235H140V232L143 233V231H140V232H139V230L142 229V227H140V226H141L140 223H145V224L147 223L148 225H149L150 223H151V224H152V223H155L154 226H155L157 223H159V224H160V225H159L160 228H162L161 226L163 225V228L166 227V228H168V229H169L170 227L173 228V227L175 226L173 229L171 228L172 231H175L174 229L176 228V225H177V224H180V226H177V229H178V231L181 232L182 235L180 234V232H179L180 235H178V233H177L176 231L173 232L174 234L177 233L178 237L180 236L179 238H177V240H176L175 237H173V234H172V236H171V235L169 234V231H167V229L165 228V229H166L165 232H166V231L168 232V233H167V234H168V237L170 238V236H171V237L173 238V240H175V241H173L172 238H170V239L173 241V243H174V245L172 244L173 246L171 245V246L173 247V249H172V250L170 249V248H172V247H169V249H168V250L170 251V253H171L172 251H174V249L176 250V249H177V245L179 246L180 243H182V244L184 243L182 246H184L185 243H186L185 247H186V246H189V245H191V244L193 243V244H192V247L190 246L191 248H193L194 243L197 245V248H198V246H200L202 243H204L205 245L202 244V245H203L202 248H204L205 251H206L207 249H208V250H207L206 252L204 251V249L201 250L203 253L205 252V253H204V255H205L204 258H203V256H202L203 253H202L200 250H198V251H200V252L202 253V254H199V256L201 255L202 258H203V259H200V262L202 261L201 264H202V263H204V264H208V262L210 263V261H212V263H214V264H215V263H216V264H252V263L255 264L257 261L259 262V261L263 258V256H264V253H262V252H264V249L262 248L263 250H261L259 246L257 247V245L253 244V242H251V241H255L256 239H257V240L260 239L259 241H262V238H264V237H262V235L264 234V232H262V230H258V231H260V232H258L257 230H256V231L254 230V228L257 227V224H256L255 222H254L255 224H252V223L250 222V223L252 224V227H247V226L244 227V225H248V223L244 224L245 222H243V221H244L245 217L247 218V217L249 216V213H252V210H253V212H255V211H254L255 209H257V211H258V208H259V207H260L261 209H264V208H263V207H264V180L261 182V178H262V179L264 178V172H261V173L263 174V176H262L261 174L258 173V172H260L261 170H259V169H258L259 171H258V170H255V172L258 171L257 173H258L259 176L261 177V178H260V177L257 178V179H259V180H257V179L254 178V179L256 180L257 183L259 182V183H258L259 186H258L257 183H256L255 180H254V183H256V186H254V187H255V191H252V189H249L250 187L247 188V183H248L247 180H245L244 178L239 179L238 176H236V175H232L231 173H232L234 170H241L242 172H243V171H244V172H245V171H248L247 174H251V172L249 173V170L251 169V167L254 166L255 168H254V167H253V168H254V169H257V166H255V165H259V166H260L261 163H262L261 166L263 167V171H264V166H263V165H264V144H263V142H264L263 140H264V139H262V141L260 140L261 138H264V116L261 115L263 112L261 113V112L259 111L260 114H258V118H259V119L261 118V119H260L261 122H258V128H257V126H256V125H257V122H256V123L253 122V121H255V119L252 121V126H253V127L255 126V127L257 128L255 131H257L258 129H259V130H258L257 132H254V133H253V132H252V131H254V129H252L253 127H251V129L248 128V129H249L248 131H251V130H252V131H251L252 134L250 135L251 137L248 136V138H247V136H246V142H247V143H250V144H251V143H252V144L254 143L253 145L251 144L252 147H248L249 149H250V148H251V149L249 150V149L247 148V150H249V151H247V150H246V147H245V148H244L245 151L242 150L241 153H240V152H236V153H239V155H238V154H235L237 157L239 156L238 158H239L240 161L237 160L238 158L236 159V157H233V158H232V160L235 158V159H236L235 161H233V162L231 161L232 164H234V162H237V163H235L234 165H232L231 162H230V163L228 162L229 160H231V158H230V159H229L228 157H227V159L224 158V161H223V160H222L223 158H222L221 153H220V152H223V151H221L220 149H219L220 152L217 151L218 149H217V150L215 149L217 152H219V153H217V154H220V155L216 156L217 158H216L215 156L211 157V155L214 154L212 151H211L212 153L210 154V156H208L209 153H208L207 156H206V157H208L209 159H208V158H204L205 155H206V154H205L206 152H205V153H203V152H204L205 149L208 148L210 145L206 147V146H205V145H206V142H205V141H204V142H205L204 145L201 144V143H200V144H197L196 142L200 141L201 139H197V138H196L197 141H194V142H195V143H194V146H193V145H190V147L187 146V144H189V142H187V143L184 145V147L186 146V148H185L186 151L188 150L187 152H189V148H191V146L193 147V148L191 149V153L194 154V159H195V158L197 159V161H196V159H195V161H194V159H190V160H193V161L195 162V163L193 162L194 165H191V164H190V165L186 166V164L183 163L184 161L181 162V161H180L181 159L178 160V157L180 156V154L183 153V152L185 151V150H184V147H183L182 149H180V150L178 149V151H181V153L178 152V151H176V150L173 148V149L175 150V151H174V150H173V151H174L175 153L177 152V154H175V153L173 154L174 156H173L172 154H170V155L168 156V154L166 153L165 155L168 156V157H166V156H165V157H166V160H168V162H161V161H159V159L157 160L154 156H152V155L149 154V151L147 152V151L144 149V146L142 145V143H143V142L146 143V141H144V139H145V138H144V137H145V134L142 133L141 129H144L143 126L145 127V125H146L145 123L147 122V119L144 120V117H142V116H145V117H146V116H147L146 114H148V113L150 114L149 110H151V109L147 108L148 111H147L146 109H145V111H144V106L142 107L141 105H138V102H137V105H138V106H137L136 103H135L134 105H136L137 107L135 106L136 108H135V107L132 108V106H131V108L134 109V110H130V109H131V108H130V109H129L130 112H127L126 115L124 114L125 112L122 113V112L118 111L119 114L122 113V115L120 116V115H117V114H118V113H117V110H116V111L113 110L114 107L111 108ZM124 105H125V104H124ZM142 105H144V104H142ZM171 105H170V106H171ZM202 105H203V104L199 105V104H198V101H196L194 104H192V107H193V108H197V109L195 110V114H197V113L199 112L196 116L202 117L201 115H206V114H203V113H202V112H204V110L201 111L202 109L205 108V107L200 108ZM209 105H210V104H209ZM15 106H16V105H15ZM22 106H23V105H22ZM22 106H21V107H22ZM27 106L29 107V105H27ZM27 106H26V108H27ZM36 106H38V105H36ZM36 106H35V107H36ZM47 106H48V105H47ZM66 106H67V105H66ZM68 106H70V105H68ZM71 106H72V105H71ZM74 106H75V105H74ZM76 106H77V105H76ZM85 106H87V105H85ZM105 106H106V105H105ZM117 106H118V105H117ZM117 106L115 107V109L117 108ZM140 106H141V107H140ZM170 106H169V107H170ZM194 106H195V107H194ZM0 107H1V106H0ZM3 107H2V109H3ZM19 107H20V106H19ZM35 107H34V108H35ZM54 107H55V105H54ZM106 107H107V106H106ZM122 107H123V106H122ZM171 107L174 108L175 105H174V106H171ZM36 108H37V107H36ZM50 108H51V107H50ZM55 108H56V107H55ZM57 108H59V107H57ZM74 108H77V107H74ZM95 108H96V107H95ZM118 108H119V107H118ZM126 108H127V107H126ZM165 108H166V107H165ZM176 108H177V107H175L174 109H176ZM0 109H1V108H0ZM2 109H1V111H2ZM11 109H12V108H11ZM11 109H8V110H10V111H7L8 114H9V116H8V114H6L7 116L5 115L6 117L4 116L5 119H7V118L9 117L11 120L7 119L6 122H5V121H3V120H5V119H4V118L2 119V122H3L4 127H3V125L1 124V125H2L1 128H2V129H3V128H6L7 130L4 129V132L7 133V131H8V133H9L8 136H9V135L11 136V137H9V138H8V136H7V138L4 137V139H12V138H13L12 135H15V133H14L15 131L12 132L13 134H11V131H12L11 128H8V126L5 127V123L7 124V122H9V121H10V122H13L14 119H19L20 115H24V113H23V114H20V113H21L20 108L16 109V108L13 107V110L16 109V110L18 111V112H17L16 110H14V113L11 112ZM22 109H25V108L22 107ZM27 109H28V108H27ZM27 109H26V110H27ZM38 109H39V108H38ZM67 109H68V107H67ZM70 109H71V108H70ZM80 109H82V108L80 107ZM87 109H88V108H86V111H85V108H84V111H82V110H83V109H82V110H81L82 112H81L78 108H77V109H74V110H76V112H78L77 110H79V111H80L79 114H80V113H84V112H85V113L87 112V113L89 114V111H88V110H90V109H88V110H87ZM29 110H30V111H31V110L33 111L32 108L29 109ZM29 110H28V111H29ZM46 110H49V109L47 108ZM72 110H73V109H72ZM74 110H73V111H74ZM99 110H97V111H99ZM118 110H119V109H118ZM129 110H128V111H129ZM153 110H154V109H153ZM153 110H151V111H152L153 113H155V112H154L155 110H154V111H153ZM158 110H159V109H158ZM158 110H157L156 112H159L160 110L162 111L163 109H160L159 111H158ZM197 110H198V112H197ZM220 110H221V112H222L223 108L220 109ZM3 111H4V113H5V110H4V109H3ZM15 111H16V112H15ZM19 111H20V112H19ZM28 111H27V112H28ZM30 111H29V112H30ZM39 111H40V110H39ZM95 111H96V110H95ZM121 111H124V110H121ZM146 111H147V113H146ZM200 111H201V115H199V114H200ZM213 111H214V110H213ZM261 111H262V110H261ZM263 111H264V110H263ZM10 112H11V115H10ZM22 112H23V110H22ZM24 112L27 114L26 111H24ZM67 112H68V111H67ZM67 112H66V113H67ZM90 112H91V110H90ZM92 112L94 113L93 110H92ZM143 112H144V113H143ZM162 112H163V111H162ZM214 112H216V111H214ZM214 112H213V115H214V116L216 115V117H217V114H214ZM218 112H219V111H218ZM2 113H3V112H0L1 115H2ZM15 113H19L20 115L15 114ZM30 113H32V112H30ZM85 113L82 115L83 117H82L81 114H80V115H79L80 117H79L78 119L76 118L74 122H77L78 120H79L80 122H83L84 120H85V121L87 120V121L90 122V120H92L93 118H96V116H97V115L94 113L96 116H95V117L93 116V118H92L91 114H90V115H85ZM87 113H86V114H87ZM97 113H98V112H97ZM145 113H146V114H145ZM153 113H152V114H153ZM163 113H164V112H163ZM181 113L184 114V112H183L182 110H181ZM216 113H217V112H216ZM12 114H13V116H12ZM14 114H15V115H14ZM36 114H37V113H36ZM76 114H78V113H76ZM94 114H93V115H94ZM143 114H144V115H143ZM161 114H162V113H161ZM1 115H0V116H1ZM3 115H4V114H3ZM16 115L18 116V118L16 117ZM29 115H30V114H29ZM29 115H28V116H29ZM32 115H34V113H33ZM68 115H69V114H68ZM72 115H74V114H72ZM100 115H101V114H100ZM100 115H99V116H100ZM141 115H142V116H141ZM155 115H156V114L153 115L154 117L152 116L153 119H155V118L158 117V116L156 117ZM157 115H158V113H157ZM221 115H222V114H221ZM256 115H257V114H256ZM260 115H261V116H260ZM263 115H264V114H263ZM10 116H11V117H10ZM14 116H15L16 118L13 119ZM66 116H67V114H66ZM70 116H71V115H70ZM70 116H69V117H70ZM77 116H78V115H77ZM89 116H90V117H89ZM148 116L151 117V114L148 115ZM160 116H161V115H160ZM218 116H219V114H218ZM23 117H24V116H23ZM104 117H105V118H104ZM80 118H82L83 120L80 119ZM91 118H92V119H91ZM158 118H160V117H158ZM158 118H157V119H158ZM0 119H1V117H0ZM20 119H21V118H20ZM23 119H24V118H22V123H23ZM29 119H30V118H29ZM59 119H60V118H59ZM64 119H66V118H64ZM104 119H106L105 122H104ZM142 119H143V120H142ZM157 119H155V120H157ZM160 119H161V118H160ZM12 120H13V121H12ZM81 120H82V121H81ZM94 120H95V119H94ZM140 120H141V122L144 121L145 123H144V122H143V123H144L145 125H143V123H142V126H141V122H140ZM148 120H149V119H148ZM158 120H159V119H158ZM218 120H219V119H218ZM218 120H217V122H216V119H215V122H216L218 125H220V124H219V121H220V120H219V121H218ZM24 121H25V119H24ZM71 121H72V120H71ZM85 121H84V122H85ZM87 121H86V123H85L86 125L89 123V122L87 123ZM92 121H93V120H92ZM95 121H96V120H95ZM95 121H93V122H95ZM10 122H9V124H8L9 126H10ZM14 122H15V124H14V123L12 124V129H13V130H14V128H17L16 124H17V125L19 124L20 126L22 125V124H20V121H19V120H17V122H19V123H17L16 120H15ZM28 122H29V121H28ZM63 122H65V121L63 120ZM72 122H73V121H72ZM80 122H79V123H80ZM84 122H83V124H84ZM93 122H92V123H93ZM102 122H104V123H102ZM138 122H139L140 124H138ZM152 122H154V121H152ZM152 122H151V121H150V122L148 121L147 123H152ZM213 122H214V121H213ZM215 122H214V124H215ZM52 123H53V122H52ZM52 123H51V124H52ZM96 123H97V122H95V124L93 123L94 126L96 125ZM118 123H119V122H118ZM118 123H117L116 125H118ZM220 123H221V122H220ZM253 123H254L255 125H254ZM28 124H29V123H28ZM59 124H61V123H59ZM64 124H65V123H64ZM66 124H67V123H66ZM68 124H69V123H68ZM212 124H213V123H212ZM217 124H216V125H217ZM19 125H18V126H19ZM69 125H70V124H69ZM74 125H76V124H74ZM74 125L72 126V124H71V126H72L73 128H74ZM101 125H100V126H101ZM106 125H108V124H106ZM126 125H125V126L123 125V126L126 128ZM136 125H138V127H137ZM150 125H152V124H150ZM15 126H16V127H15ZM22 126H23V125H22ZM24 126H26V125H24ZM28 126L30 127V125H28ZM53 126H54V125H53ZM66 126H67V125H66ZM66 126H65V127H66ZM71 126H70V127H71ZM80 126H82V125H80ZM94 126L91 125V126H89V127H88V126H86V127H87V129H89V128H91V127L94 128ZM102 126H103V125H102ZM102 126H101V127H102ZM111 126H112V125H111ZM121 126H122V125H121ZM123 126H122V128H124ZM134 126L137 127V128H139L140 130H137V128H135ZM146 126H148V124H147ZM155 126L157 127L156 124H155ZM158 126H159V125H158ZM212 126H213V125H212ZM221 126H222V125H221ZM13 127H14V128H13ZM59 127H61V126H58V128H59ZM65 127H64V129H65ZM67 127H68V126H67ZM70 127H69V128H70ZM104 127H105V126H104ZM108 127H109V126H108ZM132 127H133V128H132ZM218 127H219V126H218ZM218 127H217V128H218ZM19 128H20V127H19ZM51 128H52V127H51ZM61 128H62V127H61ZM69 128H68V129H69ZM77 128H78V127H77ZM110 128H111V127H110ZM115 128H116V127H115ZM115 128H112V130H113V129L116 130ZM122 128L120 129V127L118 128V126H117V129H119V130H122ZM145 128H146V127H145ZM214 128H216V127H214ZM9 129H10L11 131H10ZM17 129H18V128H17ZM17 129H16V130H17ZM32 129H33V128H32ZM32 129H29V130L31 131ZM47 129H48V128H47ZM55 129H56V128H55ZM62 129H63V128H62ZM100 129H101V128H100ZM103 129H104V128H103ZM106 129H107V126H106ZM108 129H109V128H108ZM108 129H107V130H108ZM132 129H136V130L138 131V134L135 133V131H133ZM149 129H150V128H149ZM157 129H159V127H158ZM22 130H23V128H22ZM22 130H21V132H22ZM60 130H61V129H60ZM60 130H58V131H60ZM89 130H90V129H89ZM93 130H94V129H93ZM112 130H111V131H112ZM119 130H118V131H119ZM147 130H148V128H147ZM164 130H165V129H164ZM168 130H169V129H168ZM178 130H179V129H178ZM218 130H220V128H219ZM19 131H20V130H19ZM49 131H51V130H49ZM56 131H57V130H56ZM62 131H63V130H62ZM66 131H67V130H66ZM66 131H65V132H66ZM68 131H69V130H68ZM68 131H67V132H68ZM86 131H87V130H86ZM102 131H103V130H102ZM116 131H117V130H116ZM126 131H127V132H126ZM174 131H175V130H174ZM0 132H1V129H0ZM27 132H28V131H27ZM33 132H34V129H33ZM37 132H38V131H37ZM89 132H90V131H89ZM132 132H133L134 134H136L135 137L131 135ZM139 132L142 133L143 135H142V134L140 135ZM167 132H169V131H167ZM176 132H177V131H176ZM2 133H3V132L0 133V135H1L0 140H2V139H1L2 136H6V135H7V134H6V135H2ZM5 133H4V134H5ZM17 133H18V132H16V134H17ZM28 133H29V132H28ZM43 133H44V132H43ZM48 133H49V132H48ZM56 133H57V132H56ZM70 133H72V132H70ZM90 133H91V132H90ZM93 133H94V132H93ZM101 133H103V132H101ZM133 133H132V134H133ZM144 133H146V132H144ZM148 133H149V132H148ZM150 133H151V132H150ZM20 134H21V133H20ZM22 134H23V132H22ZM36 134H37V133H36ZM50 134H51V133H49V134H47V135H50ZM73 134H74V133H73ZM104 134H105V133H104ZM108 134H110V133L108 132ZM114 134H115V133H114ZM114 134H113V136H115ZM152 134H153V133H152ZM152 134L149 135V137H151ZM164 134H166L165 131H164ZM167 134H168V133H167ZM247 134L249 135L250 133H245V135H247ZM51 135H53V134H51ZM55 135H56V134H55ZM91 135H92V134H91ZM93 135H95V134H93ZM117 135H118V134H117ZM130 135H131V137H130ZM147 135H148V134H147ZM147 135H146V136H147ZM169 135H170V134H169ZM175 135H176V134H175ZM245 135H244V138H245ZM29 136H30V135H29ZM29 136H27V137H29ZM56 136H58V135H56ZM60 136H62V135H60ZM97 136H98V134H97ZM105 136H107V135H105ZM110 136H111V135H110ZM124 136H125V135H124ZM17 137H18V135H17ZM35 137H36V136H35ZM39 137H40V136H39ZM100 137H101V136H100ZM100 137H99V138H100ZM122 137H123V136H122ZM142 137H143V138H142ZM152 137H153V136H152ZM155 137H156V139H157V136H156V135H155ZM155 137H154V138H155ZM14 138L16 139V137H14ZM22 138H23V137H22ZM44 138H45V137H44ZM104 138H105V137H104ZM112 138H113V137H112ZM112 138H111V139H112ZM117 138H118V137H117ZM120 138H121V137H120ZM146 138H147V137H146ZM33 139H34V138H33ZM47 139H48V138H47ZM94 139H95V138H94ZM151 139H152V138H151ZM210 139H211V138H210ZM210 139H209V140H210ZM218 139H219V138H218ZM248 139H250V140H249L250 142L248 141ZM251 139H253V140H251ZM37 140H38V139H37ZM41 140H42V139H41ZM52 140H53V139H52ZM77 140H78V139H77ZM84 140H85V139H84ZM100 140H101V139H100ZM114 140H116V137H115ZM118 140H119V139H118ZM120 140H122V139H120ZM147 140L150 141V138L147 139ZM154 140H155V139H154ZM192 140H193V139H192ZM192 140L190 141L191 144H193ZM244 140H245V139H244ZM9 141H10V140H8L7 142L5 141V143L8 144V143H10ZM11 141H12V140H11ZM13 141H14V140H13ZM25 141H26V140H25ZM73 141H74V140H73ZM107 141H108V140H107ZM127 141H126V142H127ZM202 141H203V140H202ZM255 141H257V142L255 143ZM3 142H4V140H3ZM20 142H21V141H20ZM46 142H47V141H46ZM53 142H54V141H53ZM58 142H59V141H58ZM83 142H84V141H83ZM83 142H82V143H83ZM100 142H102V141H100ZM109 142H110V141H109ZM185 142H186V141H185ZM200 142H201V141H200ZM243 142H245V141H243ZM5 143H3V144H5ZM29 143H31V142H29ZM44 143H45V140H44ZM86 143H87V141H86ZM98 143H99V142H98ZM112 143H113V142H112ZM124 143H125V142H124ZM182 143H184V142H182ZM198 143H199V142H198ZM258 143H259V144H258ZM10 144H11V143H10ZM22 144H23V143H22ZM37 144H38V143H37ZM45 144H46V143H45ZM45 144H43V148H44ZM56 144H57V143H56ZM73 144H74V143H73ZM99 144H100V143H99ZM117 144H118V143H117ZM122 144H123V142H122ZM126 144H127V143H126ZM148 144L150 145L149 142H148ZM152 144H153V145H152ZM152 144H151V145H152V146H151V149H152V150H153V149H156V151H157V148H155V147H158L159 145L157 144L158 146H156V145L154 146V142H153ZM155 144H156V143H155ZM208 144H209V143H207V145H208ZM215 144H216V143H215ZM0 145H1V144H0ZM35 145H36V144H34V146H35ZM46 145H47V144H46ZM49 145H50V144H48V147H49ZM103 145H104V144H103ZM105 145H106V144H105ZM112 145H113V144H112ZM114 145H115V144H114ZM120 145H121V144H120ZM176 145H177V144H176ZM178 145H179V144H178ZM178 145H177V146H178ZM202 145H203L204 147H203ZM219 145H220V144H219ZM4 146H5V145H4ZM8 146H9V145H8ZM11 146H13V145H11ZM18 146H19V145H18ZM24 146H25V145H24ZM39 146H40V145H39ZM61 146H62V145H61ZM61 146H60V147H61ZM67 146H68V145H67ZM168 146H169V145H168ZM1 147H2V145H1ZM32 147H33V144H32ZM32 147H31V148H32ZM35 147H36V146H35ZM35 147H34V148H35ZM76 147H77V146H76ZM92 147H93V146H92ZM102 147H103V146H102ZM115 147H116V145H115ZM117 147H118V146H117ZM163 147L166 148V146H164V145H163ZM163 147H162V148H163ZM170 147H171V146H170ZM170 147H167V148L170 149ZM174 147H175V146H174ZM187 147H188V148H187ZM205 147H206V148H205ZM215 147H216V145H215ZM217 147H218V146H217ZM4 148H5V147H4ZM8 148H9V147H8ZM16 148H17V147H16ZM19 148H20V147H19ZM52 148H53V147H52ZM97 148H98V149H101V148H99V146H98ZM123 148H125V146H123ZM123 148H121V149H123ZM167 148H166V150H168ZM179 148H180V147H179ZM21 149H23V148L21 147ZM24 149H25V148H24ZM35 149H36V148H35ZM46 149H47V148H46ZM56 149H57V148H56ZM80 149H82V148L80 147ZM80 149H79V151L81 152ZM95 149H96V148H95ZM106 149H107V148H106ZM159 149H160V148H159ZM176 149H177V148H176ZM11 150H15V149L12 148ZM18 150H19V149H18ZM41 150H42V149H41ZM75 150H76V149H75ZM101 150H102V149H101ZM170 150H171V149H170ZM170 150H169V152H170ZM183 150H184V151H183ZM226 150H227V149H226ZM0 151H1V150H0ZM44 151H45V150H44ZM84 151H85V150H84ZM87 151H89V150H87ZM96 151H97V150H96ZM102 151H103V150H102ZM109 151H110V150H109ZM122 151H123V150H122ZM124 151H125V150H124ZM213 151H214V150H213ZM216 151H215V152H216ZM243 151H244V152H243ZM7 152H8V151H7ZM9 152H10V150H9ZM13 152H14V151H13ZM106 152H107V151H106ZM110 152H111V151H110ZM145 152H147V154H146ZM154 152H155V151H154ZM158 152H159V151H158ZM171 152H172V151H171ZM10 153H11V152H10ZM49 153H50V152H49ZM52 153H53V152H52ZM52 153H51V154H52ZM58 153H59V152H58ZM71 153H73V151H72ZM82 153H83V152H82ZM97 153H98V151H97ZM120 153H121V152H120ZM160 153H161V152H160ZM191 153L189 152L188 154H187V153H185V154H187L188 156L190 155V158H193V156L191 157V155H192ZM224 153H225V152H224ZM5 154H6V153H5ZM7 154H8V153H7ZM18 154H19V153H17V155H18ZM66 154H67V153H66ZM109 154H110V153H109ZM109 154H108V155H109ZM111 154H112V153H111ZM183 154H184V153H183ZM185 154H184V155H185ZM217 154H214V155H217ZM240 154H241V155H240ZM10 155H11V154H10ZM15 155H16V153H15ZM47 155H48V154H47ZM76 155H78L77 152H76ZM176 155H178V156L176 157ZM184 155H182V157L180 156L179 158L184 159V158H183ZM187 155H186L185 157H187ZM223 155H224V154H223ZM0 156L2 157V155H0ZM45 156H46V155H45ZM52 156H53V155H52ZM66 156H67V155H66ZM68 156H70V155H68ZM71 156L73 157L74 154L71 155ZM89 156H90V155H89ZM96 156H97V154H96ZM202 156H203V157H202ZM219 156H220V159L218 158ZM233 156H234V153H233ZM15 157H16V156H15ZM62 157H63V156H62ZM77 157H78V156H77ZM82 157H83V155H82ZM82 157H80V158H82ZM100 157H101V156H100ZM106 157H107V154H106ZM114 157H116V156H114ZM117 157H118V156H117ZM121 157H122V156H121ZM121 157H119V158H121ZM159 157H160V156H158V158H159ZM163 157H164V156H163ZM201 157H202V158H201ZM58 158H59V156H58ZM60 158H61V157H60ZM67 158H68V157H67ZM70 158H71V157H70ZM75 158H76V156H75ZM169 158H170V159H169ZM11 159H12V158H11ZM40 159H41V158H40ZM62 159H63V158H62ZM65 159H66V158H65ZM71 159H73V158H71ZM83 159H84V157H83ZM86 159H87V158H86ZM86 159H85V160H86ZM105 159H106V158H105ZM114 159H115V158H114ZM176 159H177V160H176ZM186 159H187V158H186ZM206 159H207V160H206ZM228 159H229V160H228ZM256 159H257V160H258V159H261V160H258V161H259V162H258ZM7 160H8V159H7ZM7 160H6V161H7ZM68 160H69V159H68ZM78 160H80V159L78 158ZM94 160H95V159H94ZM103 160H104V159H103ZM115 160H116V159H115ZM115 160H114V161H115ZM225 160H227V161H225ZM41 161H42V160H41ZM50 161H51V160H50ZM62 161L65 162L64 160H62ZM69 161H70V160H69ZM86 161H87V160H86ZM86 161H85V163H86ZM100 161H101V160H100ZM114 161H113V162H114ZM255 161H256V162H255ZM57 162H58V161H57ZM66 162L68 163L67 160H66ZM95 162H96V161H94L92 164H91V162H90V163L88 162L90 165L87 163L86 167L84 166V168L81 169L80 171H78V170L76 169V171H78V172L75 171V173H72L73 176H72V174H70V173L67 171V172L70 174V177H67V176H66V178H72V177H74V178H72V179H74L73 181H77L78 178H79V180H80L81 177H82V178L85 177V180H86L87 175H88V178L90 177V176H89L90 171L94 170V169L96 168V166L99 165V164H94ZM98 162H99V160H98ZM108 162H109V161H108ZM254 162H255V163H254ZM257 162H258V163H257ZM43 163H45V162H43ZM61 163H62V162H60V165H61ZM69 163H70V162H69ZM77 163H78V162H77ZM85 163H84V164H85ZM110 163H111V161H110ZM117 163H118V162H117ZM193 163H192V164H193ZM259 163H260V164H259ZM54 164H55V163H54ZM64 164H66V163H64ZM72 164H73V163H72ZM75 164H76V163H75ZM80 164H81V163H80ZM111 164H112V163H111ZM118 164H119V163H118ZM118 164H117V165H118ZM38 165H39V164H38ZM41 165H42V164H41ZM55 165H56V164H55ZM58 165H59V163L57 164V166H58ZM70 165H71V164H70ZM70 165H68V166H70ZM73 165H74V164H73ZM82 165H83V164H82ZM105 165H106V163H105ZM114 165H115V163H114ZM251 165H252V166H251ZM57 166H56V167H57ZM61 166H62V169H63V165H61ZM74 166H75V165H74ZM102 166H104V165H102ZM249 166H251L250 169H248ZM6 167H7V166H6ZM53 167H55V166H53ZM53 167H52V168L50 167V168H51L52 170H54L55 168L53 169ZM59 167H60V166H59ZM59 167H57V170H58ZM79 167H80V166H79ZM112 167H113V166H112ZM124 167H125V166H124ZM38 168H39V167H38ZM41 168H42V167H41ZM117 168H118V167H117ZM253 168H252V169H253ZM259 168H260V167H259ZM62 169H61V170H62ZM79 169H80V168H79ZM120 169H122V168H120ZM125 169H126V168H125ZM127 169H128V168H127ZM252 169H251V170H252ZM95 170H97V172H99V171L101 170V168H100V170H99V168H98V169L96 168ZM98 170H99V171H98ZM202 170H203V171H202ZM231 170H232V171H231ZM251 170H250V171H251ZM24 171H25V170H24ZM54 171H56V170H54ZM59 171H60V169H59ZM63 171H64V170H63ZM117 171H118V170H117ZM200 171H202V172H206V174H207V177L205 178V179H207V180H206V181L204 180L205 182H201V181H199V178L196 177V176H198V175H202V173H201ZM253 171H254V170H253ZM253 171H252V172H253ZM34 172H35V171H34ZM44 172H45V171H44ZM88 172H89V174H88ZM255 172H254V173H255ZM64 173H65V172H64ZM86 173H87V174H86ZM99 173H100V172H99ZM120 173H119V174H120ZM199 173H200V174H199ZM47 174H48V173H47ZM84 174H86V175L84 176ZM93 174H94V173H92V175H93ZM203 174L205 175V173H203ZM243 174H244V173H243ZM14 175H15V174H14ZM17 175H18V174H17ZM17 175H16V176H17ZM37 175H38V174H37ZM52 175H53V174H52ZM58 175H59V174H58ZM66 175H67V173H66ZM82 175H83V176H82ZM90 175H91V174H90ZM99 175H101V174H99ZM110 175H111V174H110ZM231 175H232V176H231ZM45 176H46V175H45ZM49 176H50V175H49ZM61 176L63 177V175H61ZM64 176H65V175H64ZM71 176H72V177H71ZM95 176H96V175H95ZM113 176H114V175H113ZM115 176H116V174H115ZM30 177H31V176H30ZM50 177H51V176H50ZM93 177H94V176H93ZM102 177L104 178V174H103ZM199 177H200V176H199ZM236 177H237V178H236ZM40 178H41V177H40ZM58 178H61V177H58ZM95 178L98 179L99 176H98V177H95ZM194 178H196V179L198 178V181H197V180H196L197 182L194 181V180H195ZM208 178H209V179H208ZM35 179H36V178H35ZM44 179H45V178H44ZM46 179H48V177H47ZM46 179H45V180H46ZM56 179H57V178H56ZM89 179H90V178H89ZM106 179H107V178H106ZM191 179H193L192 181H194V183H191V182H192V181H190ZM200 179H201V178H200ZM7 180H8V179H7ZM41 180H42V179H41ZM48 180H49V179H48ZM54 180H55V179H54ZM70 180H71V179H70ZM90 180H94V181H96V179H93V178L90 179ZM99 180H101V179H99ZM201 180L203 181V179H201ZM59 181H60V180H59ZM68 181H69V180H68ZM68 181H67V183H66L67 185H68V184L70 185V184L73 183V181H71L70 183H69ZM103 181H104V180H103ZM175 181H176V182H175ZM183 181H182V182H183ZM188 181H190V182H188ZM233 181H234V182H233ZM29 182H30V181H29ZM42 182H43V181H42ZM51 182H52V181H51ZM53 182H54V181H53ZM77 182H78V181H77ZM96 182H97V181H96ZM195 182L197 183V185H196ZM198 182H199V183H198ZM43 183H44V182H43ZM46 183L48 184V182H46ZM49 183H50V181H49ZM55 183H56V182H55ZM75 183H76V182H75ZM101 183H102V182H101ZM178 183H180V182H178ZM184 183H183V184H184ZM11 184H12V183H11ZM30 184H31V183H30ZM79 184H80V183H79ZM87 184H88V182H87ZM180 184L183 185L182 183H180ZM44 185H45V184H44ZM73 185H74V183H73ZM85 185H86V184H84V186H85ZM102 185H103V184H102ZM171 185H172V183H171ZM23 186H24V185H23ZM42 186H43V185H42ZM63 186H66V185H63ZM78 186H79V185H78ZM78 186H77V188H78ZM84 186H82V187H84ZM178 186H179V185H178ZM185 186H183L182 188L184 189ZM257 186H258V187H257ZM38 187H39V186H38ZM48 187H49V185H48ZM69 187H70V186H69ZM82 187L80 186V188H82ZM86 187H87V185H86L84 188H86ZM256 187H257V189H256ZM11 188H12V187H11ZM33 188H34V187H33ZM55 188H56V187H55ZM58 188H59V187H58ZM61 188H62V186H61ZM75 188H76V187H75ZM98 188H99V187H98ZM167 188H168V187H167ZM252 188H253V187H252ZM14 189H15V188H14ZM39 189H40L41 191H43L40 187H39ZM64 189H65V188H64ZM66 189H67V188H66ZM72 189H74V188H72ZM105 189H106V188H105ZM170 189H171V188H170ZM37 190H38V189H37ZM61 190H62V189H61ZM61 190H60V191H61ZM80 190H81V189H80ZM87 190L89 191V188H88ZM98 190H99V189H97V193H96V190H95V192H94L93 190H90V191L94 192V195H93V196H92V195H91V196L88 195L89 197H92V200H94V201L102 200V197L99 196V194H98ZM153 190H154V191H153ZM165 190H166V189H165ZM167 190H168V189H167ZM193 190H194V191H193ZM4 191H5V190H4ZM7 191H8V190H7ZM12 191H13V189H12ZM32 191H33V190H32ZM34 191H35V189H34ZM75 191H76V190H75ZM77 191H79V190H77ZM90 191H89V194L91 193ZM102 191H103V190H102ZM184 191H185V189H184ZM184 191H182V192H184ZM187 191H188V190L186 189L185 192L188 193ZM13 192H14V191H13ZM13 192H12V194H13ZM15 192H16V191H15ZM36 192H37V191H35V193H36ZM38 192H39V191H38ZM44 192H45V191H44ZM44 192H42L41 195L44 194ZM72 192H73V191H72ZM82 192H84V190H83ZM82 192H79L80 195H81ZM151 192H149V193H151ZM162 192H163V191H162ZM162 192H161V193H162ZM3 193H4V192H3ZM3 193H2V194H3ZM54 193H56V192H54ZM57 193H58V192H57ZM75 193H76V192H75ZM159 193H160V192H159ZM186 193H185V194H186ZM14 194H15V193H14ZM61 194H62V193H61ZM66 194H67V193H66ZM66 194H65V195H66ZM77 194H78V193H77ZM82 194H83V193H82ZM95 194H96V195H95ZM33 195H34V194L32 193V196H33ZM37 195L39 196V193H38ZM116 195H117V194H116ZM116 195H115V196H116ZM121 195H120V194L117 195L118 197H117L116 199L120 198ZM135 195H136V194H135ZM145 195H146V194H145ZM160 195H161V194H160ZM50 196H51V195H50ZM50 196H48V197H50ZM52 196H53V195H52ZM54 196H55V194H54ZM54 196L48 198L47 200L45 199V203H44V201H43L42 203H40V201L37 200V201H38V204L40 203V206H38V207H40V208H39L40 211H42V207L44 206L43 204H46V203H50V204H51V203H52L51 201L54 199ZM72 196H73V195H72ZM78 196H79V195H78ZM78 196H77V197H78ZM106 196H107V193H106ZM168 196H169V195H168ZM2 197H3V196H2ZM27 197H28V196H27ZM29 197H30V195H29ZM39 197H40V196H39ZM41 197H42V196H41ZM77 197H75V198H77ZM85 197H87V196H85ZM113 197H114V196H113ZM134 197H135V196H134ZM141 197L143 198V196H141ZM144 197H145V196H144ZM148 197H149V196H147V199H148ZM180 197H181V196H180ZM6 198H7V196H6ZM9 198H11V197H9ZM45 198H46V197H45ZM55 198H56V197H55ZM87 198H88V197H87ZM93 198H94V199H93ZM132 198H133V196H132ZM132 198H131V199H132ZM138 198H140V197H138ZM167 198H169V197H167ZM3 199H5V198H3ZM39 199H41V198H39ZM42 199H43V197H42ZM49 199H50V200H49ZM62 199H63V197H62ZM67 199H68V198H67ZM73 199H74V198H73ZM83 199H84V197H83ZM90 199H91V198H90ZM111 199H112V198H111ZM136 199H137V198H136ZM145 199H146V198H145ZM145 199H144V200H145ZM147 199H146V202H147ZM169 199H170V198H169ZM5 200H6V199H5ZM17 200H18V198H17ZM25 200H26V199H24V201H25ZM31 200H32V202H33V199H32V198H31ZM31 200L29 199V201L27 200L28 202L25 201V202H26V203H25L23 200H20V199H19V201H22L21 203L24 202V203H23V204H24V206H23L24 208H22V210H21L20 212H22V211L25 209V207H26V208L28 207L27 205H29V202H30ZM34 200L36 201V199H34ZM64 200H65V199H64ZM71 200H72V197H71ZM164 200H165V199H164ZM19 201H18V202H17V201L15 202V206L12 204V207L14 206V208H15V207H16V204H18V203H19V205H20L21 203H20ZM35 201H34V202H35ZM53 201H54V200H53ZM80 201H81V199H80ZM137 201H138V200H137ZM148 201H149V200H148ZM153 201H154V200H153ZM153 201H152V202H153ZM160 201H161V200H160ZM62 202H64V201H62ZM65 202H66V201H65ZM74 202H76L75 199H74ZM100 202H101V201H100ZM129 202H130V201H129ZM140 202H142V200H141ZM149 202H150V201H149ZM149 202H147V203L149 204ZM162 202H164V201H162ZM165 202H166V201H165ZM56 203H57V202H56ZM56 203H55V204H56ZM66 203H68V201H67ZM76 203H77V202H76ZM79 203H80V202H79ZM82 203H83V202H82ZM3 204H4V203H3ZM23 204H21V205H23ZM25 204H27V205H25ZM32 204H33V203H32ZM38 204H37V205H38ZM50 204H49V206L53 208V207H54L53 203H52V206H51ZM58 204H59V203H58ZM58 204H57V205H58ZM74 204H75V203H74ZM83 204H84V203H83ZM133 204H134V203H133ZM0 205H1V204H0ZM9 205H11V204H9ZM19 205H17V207H18ZM21 205H20V206H21ZM41 205H42V207H41ZM66 205H67V204H66ZM85 205H86V204H85ZM142 205H143V204H142ZM146 205H147V204H146ZM152 205H153V204H152ZM30 206H31V205H30ZM135 206H136V205H135ZM143 206H145V205H143ZM143 206H142V207H143ZM147 206H148V205H147ZM3 207H4L5 210H6V207H5V206H3ZM17 207H16V210H15V211H18L17 209H19V208H17ZM21 207H22V206H21ZM46 207H48V204H46V205L44 206V208H46ZM68 207H69V204H68ZM77 207H78V206H77ZM95 207L97 208V206H95ZM129 207H132V206H129ZM142 207L140 206V210L143 212ZM160 207H161V208H160ZM8 208L11 209L10 207H8ZM8 208H7V210H8ZM30 208H31V207H30ZM55 208H56V207H55ZM104 208H105V207H104ZM104 208H102V209H104ZM133 208H134V207H132V209H133ZM143 208H144V207H143ZM148 208H147V209H148ZM260 208H259V209H260ZM49 209H50V208H49ZM65 209H66V208H65ZM90 209H91V208H90ZM100 209H101V208H100ZM100 209L98 208L97 210H100ZM117 209H118V208H117ZM138 209H139V208H138ZM138 209H137V210H138ZM145 209H146V207H145ZM147 209H146V210H147ZM261 209H260V210H261ZM3 210H4V209H3ZM3 210H2V211H3ZM7 210H6V211H7ZM13 210H14V209H13ZM19 210H20V209H19ZM25 210H26V209H25ZM25 210H24V211H25ZM30 210H31V209H30ZM60 210H61V209H60ZM92 210H94V209H92ZM104 210H105V209H104ZM106 210H107V207H106ZM114 210H115V209H114ZM114 210H113V211H114ZM128 210H129V209H128ZM134 210H135V208H134ZM6 211H5V212H6ZM11 211H12V210H11ZM36 211H38V213H40L39 210L36 209ZM36 211H35V212H36ZM45 211H46V210H45ZM58 211H59V210H58ZM115 211H117V210H115ZM132 211H133L134 213H133ZM257 211H256V212H257ZM3 212H4V211H3ZM8 212H10V211L8 210ZM42 212H44V209H43ZM63 212H64V211H63ZM93 212H94V211H93ZM95 212H96V211H95ZM129 212H130V211H129ZM203 212H204V213H205V212H207V213L209 212V213H208V216H206L207 214L205 215V216H206V219H204V220H202V219H203L202 217H203V215H204ZM258 212H259V214H260V211H258ZM11 213H13V212H11ZM14 213H16V212H14ZM17 213H18V212H17ZM17 213H16V215H17ZM46 213H47V211H46ZM109 213H112V212L109 211ZM114 213H115V212H114ZM118 213H119V212H118ZM138 213H139V211H138ZM200 213H202L203 215H199ZM263 213H264V212L262 211V214H260V215H263ZM33 214H35V213H33ZM36 214H37V213H36ZM43 214H44V213H43ZM119 214H120V213H119ZM123 214H124V213H123ZM139 214H140V213H139ZM252 214H253V213H252ZM252 214H250L249 218H251V219L254 221V219H255V220L257 219V218H255V217H257L259 214L255 213V214H257V216H255L254 218H253L254 214H253V216H251ZM4 215H5V213H4ZM6 215L8 216L7 213H6ZM6 215L4 216V219H3V220H5ZM13 215H14V214H13ZM19 215H20V214H19ZM38 215H42V214L40 213V214H38ZM38 215H35V216H38ZM64 215H65V214H64ZM92 215H93V213H92ZM112 215H113V213H112ZM112 215H111V216H112ZM114 215H115V214H114ZM116 215H117V214H116ZM121 215H122V214H121ZM197 215H198V217H199V216H200V217L202 216V217H201V221H197L198 224H197V222H196L195 220H193V219H196V220H197V219H200V218H195V216L197 217ZM247 215H248V216H247ZM11 216H12V214H11ZM14 216H15V215H14ZM35 216H32V217L35 218ZM89 216H91V215H89ZM93 216H94V215H93ZM100 216H101V215H100ZM123 216H124V215H123ZM205 216H204V217H205ZM0 217H1V216H0ZM12 217H13V216H12ZM32 217H31V215H30L29 218L31 219ZM39 217H40V216H39ZM42 217H43V215H42ZM45 217H46V216H45ZM94 217H95V216H94ZM98 217H99V216H98ZM106 217H107V216H106ZM112 217H113V216H112ZM116 217H117V216H116ZM258 217H259V216H258ZM10 218H11V217H10ZM14 218H15V217H14ZM34 218H32V219H34ZM100 218H101V217H100ZM108 218H109V217H108ZM114 218H115V217H114ZM15 219H16V218H15ZM24 219H25V222H26V217H25ZM30 219H29V221H28V222H30L29 224H31V220H32V219H31V220H30ZM80 219H81V218H80ZM110 219H112V218H110ZM128 219H129V218H128ZM6 220H7V219H6ZM13 220H14V219H13ZM65 220H66V219H65ZM93 220H94V218H93ZM115 220H116V219H115ZM237 220H240V222H241V220H242L243 224H242L239 228H238V227H234V228L232 229L231 227H233V226H232L231 224H234V222L237 221ZM245 220H246V219H245ZM252 220H250V221H252ZM257 220H258V219H257ZM257 220H256V221H257ZM1 221H2V219H1ZM9 221H10V220H9ZM9 221H8V222H9ZM32 221H33V220H32ZM77 221H78V220H77ZM104 221H105V220H104ZM106 221H107V219H106ZM106 221H105V222H106ZM118 221H119V220H117V221H115V222H118ZM191 221H192V222H191ZM193 221L196 222L195 225L193 224L194 227L192 226L191 228H188V227L191 226V224L193 223ZM246 221H247V220H246ZM253 221H252V222H253ZM8 222H7V223H8ZM79 222H80V221H78V223H79ZM81 222H82V221H81ZM91 222H92V221H91ZM107 222H108V221H107ZM110 222H111V221H110ZM110 222H109V225H111L110 227H112V225H113L114 222H113V223H110ZM247 222H249V220H248ZM7 223H5V224L7 225ZM11 223H12V221H11ZM11 223H10V224H11ZM22 223H24V222H22ZM65 223H66V222H65ZM73 223H75V222H73ZM78 223H77V224H78ZM120 223H121V222H120ZM183 223H188V224L191 223V224L187 227V224H183ZM250 223H249V224H250ZM2 224H3V222H2ZM2 224H1L0 226H2ZM5 224H4V225H5ZM26 224H28V223H26ZM26 224H25V225H26ZM89 224H90V223H89ZM115 224H116V223H115ZM123 224H124V223H123ZM181 224H182V225H181ZM224 224L229 225V227H230L231 229H228V228H227L229 231H227L226 228L223 229V228H224V227H223ZM235 224L238 226V223H235ZM235 224H234V226H236ZM258 224H260V223H258ZM8 225H9V223H8ZM20 225H21V224H20ZM20 225L18 226L19 228L22 226V225H21V226H20ZM23 225H24V224H23ZM25 225L22 226V227H25ZM33 225H34V224H33ZM53 225H54V224H53ZM84 225H86V224H84ZM84 225L81 224V228H82V226L84 227ZM109 225H108V226H109ZM121 225H122V224H121ZM121 225H119V226H121ZM134 225H135V226H134ZM139 225H140V226H139ZM143 225H144V224H143ZM183 225H186V227H187L188 229H187V230H185V229L182 230V228H181V230H182V231H181L179 228H180L181 226L184 227ZM221 225H222V228H221ZM30 226H32V225H30ZM48 226H49V225H48ZM90 226H91V225H90ZM95 226H97V224H96ZM99 226H100V225H99ZM154 226H153V227H154ZM156 226H158V224H157ZM156 226H155V227H156ZM218 226H220V227H218ZM79 227H80V226H79ZM87 227H89V226H87ZM93 227H94V226H93ZM100 227H101V226H100ZM102 227H103V224H102ZM106 227H107V226H106ZM113 227L116 228L115 225H113ZM113 227H112V228H113ZM117 227H118V224H117ZM143 227H144V226H143ZM19 228H18V229H19ZM54 228H55V227H54ZM66 228H69V227H66ZM77 228H78V225H77ZM81 228H80V229L78 228V231L81 230ZM91 228H92V227H91ZM112 228H110V229H112ZM121 228H122V227H121ZM139 228H140V229H139ZM163 228H162V229H163ZM0 229H1V228H0ZM2 229H5V228H2ZM16 229H17V228H16ZM20 229H21V228H20ZM27 229H28V227H27ZM48 229H49V228H48ZM73 229H74V228H73ZM75 229H76V228H75ZM85 229H88V228H86V226H85ZM89 229H90V227H89ZM108 229H109V227H108ZM118 229H120V227H119ZM143 229H144V228H143ZM171 229H169V230H171ZM177 229H176V230H177ZM213 229H214V230H215V229H219V230H217V231L215 230V233H214ZM221 229H223L224 231L221 230ZM259 229H260V228H259ZM5 230H6V229H5ZM30 230H32V228H30ZM96 230H98V228H96ZM105 230H106V228H105ZM105 230H104V231H105ZM113 230H114V229H113ZM253 230H254V231H253ZM9 231H10V230H9ZM21 231H24V232H25L26 229H25V230L22 229ZM49 231H50V230H49ZM74 231H75V230H74ZM81 231H82V230H81ZM84 231H85V230H84ZM91 231H93V230H91ZM104 231H103V232H104ZM109 231H110V230H109ZM117 231H118V230H117ZM132 231H133L134 233H136V234L132 233ZM158 231H159V230H158ZM162 231H163V230H162ZM263 231H264V230H263ZM0 232H1V231H0ZM16 232H17L18 234L21 233V232L19 233V230H17ZM24 232H23V233H24ZM26 232H27V231H26ZM26 232H25V233H26ZM28 232H29V231H28ZM30 232H32V231H30ZM64 232H65V231H64ZM99 232H101V230H99ZM126 232H127V233H126ZM138 232H139V233H138ZM163 232H164V231H163ZM212 232H213V233H212ZM261 232H262L263 234H261ZM2 233H3V232H2ZM9 233H10V232H9ZM47 233H48V232H47ZM81 233H82V232H81ZM90 233H91V232H90ZM93 233H94V232H93ZM109 233H110V232H109ZM113 233H115V235H116V232H113ZM117 233H118V232H117ZM137 233H138L139 235H137ZM145 233H146V232H145ZM152 233H153V232H152ZM156 233H157V232H156ZM170 233H171V232H170ZM0 234H1V233H0ZM15 234H16V233H15ZM18 234H17V236H16V235H14V236L19 238ZM64 234L67 235V233H64ZM70 234H71V233H70ZM70 234H69V236H70ZM74 234H75V233H74ZM77 234H80V233L77 232ZM94 234H95V233H94ZM94 234H93V236H94ZM96 234H98V233L96 232ZM102 234H103V233H102ZM102 234H101V235H102ZM110 234H111V233H110ZM133 234H134V236H133ZM147 234H148V232H147ZM158 234H159V232H158ZM161 234H162V232H161ZM4 235H6V234L4 233ZM11 235H12V234H10V236H11ZM81 235H82V234H81ZM84 235H85V234H84ZM99 235H100V234H99ZM131 235H132V236H131ZM143 235H144V234H143ZM145 235H146V234H145ZM153 235H155V234H153ZM159 235H160V234H159ZM163 235H164V234H163ZM169 235H170V236H169ZM12 236H13V235H12ZM12 236H11V237H12ZM14 236H13V237H14ZM20 236H21V234H20ZM22 236H23V235H22ZM27 236H28V235H27ZM104 236H105V235H104ZM110 236H111V235H110ZM117 236H119V238H120V237H121V234H120V235L117 234ZM123 236H122V238H124ZM146 236H147V235H146ZM151 236H152V235H151ZM156 236H157V234H156ZM165 236H166V234H165ZM175 236H176V234H175ZM263 236H264V235H263ZM2 237H3V236H2ZM11 237H10V238H11ZM25 237H26V236H25ZM82 237H83V236H82ZM108 237H109V235H108ZM111 237H112V236H111ZM114 237H116V236H114ZM129 237H128V239H129ZM136 237H135L136 240H134V241H138V239H137ZM141 237H143V236H141ZM161 237H162V235H161ZM7 238H8V239H7ZM7 238H5V239L10 240L9 237H7ZM23 238H24V237H23ZM62 238H63V237H62ZM64 238H65V237H64ZM74 238H75V237H74ZM87 238H88V237H87ZM97 238H98V237H97ZM99 238H100V237H99ZM101 238H102V237H101ZM101 238H100V240H101ZM117 238H118V237H117ZM152 238H153V237H152ZM154 238H156V237H154ZM174 238H175V239H174ZM215 238H216V239H215ZM219 238H221V239H219ZM0 239H1V238H0ZM65 239H66V238H65ZM71 239H72V238H71ZM71 239H70V241H74V239H73V240H71ZM76 239H77V238H75V240H76ZM81 239H82V238H81ZM88 239H89V238H88ZM90 239H92V238H90ZM90 239H89V240H90ZM105 239H107V238H105ZM142 239H143V238H142ZM150 239H151V237H150ZM150 239H149V240H150ZM197 239H199V240H198L199 243H198ZM211 239L217 240L216 243H214L215 241H211ZM11 240H12V238H11ZM58 240H59V239H58ZM96 240H97V239H96ZM123 240H125V239H123ZM123 240H122V241H123ZM130 240H131V239H130ZM144 240H145V239H144ZM158 240H160V239H158ZM158 240H157V241H158ZM203 240H206V241H203ZM207 240H208V241H207ZM60 241H61V240H60ZM84 241H86V240L84 239ZM119 241H120V240H119ZM134 241H132V242H133V245H134L135 243L138 244L137 242H134ZM139 241H140V239H139ZM141 241H142V240H141ZM172 241H171V242H172ZM176 241H177V242L179 241V242L177 243ZM201 241H203V242L201 243ZM120 242H121V241H120ZM145 242H146V241H144L143 243H145ZM196 242H197V243H196ZM208 242H212V244L210 243V246H207V247H206V243H208ZM63 243H64V242H63ZM63 243H62V244H63ZM121 243H122V242H121ZM149 243H150V241H149ZM151 243H152V242H151ZM155 243H156V242H155ZM213 243H214V244H213ZM256 243H257V242H256ZM64 244H66V243H64ZM85 244H86V243H85ZM123 244H127V243H123ZM123 244H121V245H123ZM129 244H130V243L128 242L127 245H129ZM131 244H132V243H131ZM136 244H135V248H139V246L142 245V244L139 243V245L136 246ZM146 244H148V241H147ZM170 244H171V243H170ZM198 244H199V245H198ZM257 244H258V243H257ZM57 245H58V244H57ZM67 245H68V244H67ZM127 245H124V246H125V250L128 249V248H126V247H128ZM133 245H132V247H133ZM151 245H152V244H151ZM202 245H201V246H202ZM208 245H209V244H208ZM211 245H212V247H211ZM59 246H60V244H59ZM63 246H65V245H63ZM124 246H123V248H124ZM129 246H130V245H129ZM204 246H205V247H204ZM249 246L252 247L251 249H254V250H253V254H252L253 256H252V255H250V256L247 255V256H246V254H248V252H249V249H248ZM132 247H131V248H132ZM149 247H150V246H149ZM185 247H183L185 250H189V248H190V247H189V248L187 247L188 249H186ZM210 247H211V248H210ZM234 247H235V248H234ZM83 248H85V247L83 246ZM131 248H130V249H131ZM180 248H181V245L178 247L177 250H179ZM197 248H195V249H197ZM199 248H201V247H199ZM237 248H239V249H241V250L243 251V255H241V252H242V251L239 250V249H237ZM145 249H146V248H145ZM181 249H182V248H181ZM181 249H180V250H181ZM195 249H192V250L190 249L188 252L190 253V251H195ZM231 249H232V250H231ZM233 249H235V250H233ZM236 249H237V251L239 250L238 252L241 251V252L239 253V256L241 257V259H243V260L238 259L239 262H237V261H238L237 258H239V256L236 258V260H235V256L231 257V252L233 251L232 253L235 254V253L237 252ZM142 250H143V248H142ZM148 250H149V249H148ZM168 250H167L166 254L169 253ZM182 250H183V249H182ZM182 250H181V251H182ZM185 250L183 251V253H184V252L187 253V251H185ZM143 251H146V250H143ZM230 251H231V252H230ZM250 251H251V250H250ZM174 252H175V251H174ZM177 252H178V251H177ZM179 252H180V251H179ZM179 252H178V253H179ZM196 252H197V251H196ZM200 252H199V253H200ZM256 252H257V253H256ZM259 252H260V255L258 254ZM170 253H169V254H170ZM175 253H176V252H175ZM186 253H185V254H186ZM191 253H192V252H191ZM244 253H245V255H244ZM251 253H252V252H251ZM251 253H250V254H251ZM261 253H262L263 256H261ZM162 254H163V253H162ZM229 254H230V255H229ZM257 254H258V255H257ZM163 255H164V256H162V255H161V256H162V257H166L165 254H163ZM181 255H182V254H181ZM237 255H238V253H237ZM167 256H168V254H167ZM174 256H177V255H174ZM201 256H200L199 258H201ZM242 256H246V257L243 258ZM256 256H257V257L259 256V257L256 258ZM260 256H261V257H260ZM158 257H159V256H158ZM168 257H169V256H168ZM206 257H207V258H206ZM230 257H231V258H230ZM252 257H253V258H252ZM232 258H234V259L232 260ZM254 258H255V259H254ZM159 259H161V258H159ZM164 259H165V258H164ZM205 259H207V260H205ZM208 260H209V261H208ZM240 260H241V261H240ZM253 260L255 261V263L253 262ZM262 260H263V259H262ZM262 260H261L260 262H262ZM166 261H167V260L163 261V259H161L158 263H157V260H156V263H157V264H165ZM168 261H169V260H168ZM189 261H191V260L189 259ZM189 261H188V262H189ZM207 261H208V262H207ZM214 261H215V262H214ZM234 261H236V262H234ZM153 262H154V261H153ZM193 262H194V261H193ZM193 262H192V264H194ZM205 262H207V263H205ZM260 262H259V264H260ZM154 263H155V262H154ZM212 263H210V264H212ZM262 263H263V262H262ZM147 264H148V263H147ZM152 264H153V263H152ZM168 264H170V262H168ZM172 264H173V263H172ZM187 264H191V262H190V263H187ZM197 264H200L199 261L197 262ZM257 264H258V263H257ZM263 264H264V263H263Z\"/></svg>","mask_w":264,"mask_h":264}]
</instances>
